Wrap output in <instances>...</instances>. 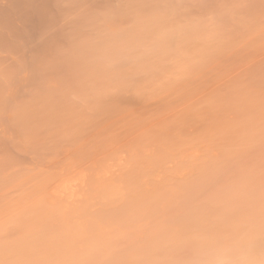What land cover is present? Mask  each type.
Returning <instances> with one entry per match:
<instances>
[{"label": "rangeland", "instance_id": "rangeland-1", "mask_svg": "<svg viewBox=\"0 0 264 264\" xmlns=\"http://www.w3.org/2000/svg\"><path fill=\"white\" fill-rule=\"evenodd\" d=\"M23 1H26L24 3L25 4L28 3V4L25 6L24 4L22 6L21 5L16 6L17 2H15L16 3L15 4L13 0L12 1L11 0H0V17L3 14H4L3 17L5 16L4 17L5 20L3 19V17L0 18V27H1L0 39L2 37V39L0 40V44H1L0 45V62H1L0 63V91L4 89L2 90L4 93V97H3L2 91L0 92L1 94L0 103L2 104V105L0 104V106H2L0 107L1 108L0 110V169H1L0 170V176H1L0 183L2 184V185L0 184V228L3 230V231L0 230L1 232L0 237L2 236L0 239L1 241L0 246L5 244L2 248L0 247V251H1L0 252V260H1L0 264H32V262L33 264H55L56 262H57L56 264H58V261L60 259L61 260L59 264H82L81 262H83V264H88V263L89 264H122V263L123 264H140V262L141 264L143 263L151 264V261H152V264H156V263L163 264V262L165 261L180 258V256H183L185 254L184 249L182 248L181 245L183 241L185 240L186 236L188 235L187 232L190 233L191 230H194L195 228L199 226L202 220L209 219L212 215H214L217 211H219L215 205L213 193L218 187V177H220L221 173L223 172L224 175L229 179H236L244 174H255V173H259L261 170H264V0H236V1L231 0L232 2L230 0H208L210 2H208L207 0H178L179 3L177 2V0L176 1L175 0H139V1L138 0H127V1L126 0H112V1L111 0H108V1L107 0H78V1L77 0H71V1L70 0H65V1L55 0V2L57 1L56 3L52 2L54 0H46L47 2H45V0H40V1L23 0ZM109 3H111L110 6H109ZM232 3H234V5ZM34 4H36L35 6L38 5L37 6V9H38L37 17H36L37 9L35 6H34L35 8H33ZM41 4L47 10L44 11V9H42L43 7H41ZM58 4H62V5H58ZM115 4H117L118 6ZM152 4L154 5V7ZM155 4L157 5V8L160 6L159 8L160 10H158L160 15L171 21L169 22V24L173 26L174 33L171 34L170 36L171 38L170 39L168 38L167 41L173 38V40H171L170 42L175 40V42H172V45L174 43L175 44L173 46H171V43H169L168 45V43L165 44L164 42H162L163 45H160V43L151 44L152 42L150 41L151 37H150V40H147V38L151 35H149L148 37L146 35L149 32L146 33L145 32L146 30L144 32L143 31L138 32L139 30L137 31L136 29L137 27H136L135 29H136V32H138V35L137 33H135L136 35L135 34H132V35L137 36V38L135 36L134 37L138 39V41L141 43V41L144 40L143 36L145 34L146 35L145 38L147 37L145 39L147 40V44L144 45L145 43L143 44V42H146V41H143L140 45V43H137L138 42L137 40L136 42L135 40H133L134 45H132L131 44L132 42L130 41H132L131 39L133 38H131L129 41L131 44V45L129 44L130 48L126 46L129 54L126 52L127 50L124 49L126 53H124V51L121 52V54L123 53L122 54L123 57L120 56L119 59L117 60L115 59V62L116 61L118 62L121 60V58L122 60L124 58L125 60L123 61L121 60V62L123 63L120 62V64H118L116 62L120 66H118L117 64H116L117 66L114 65L113 63L115 62L111 63L112 57L110 53L112 52V48H114V46L113 47L111 46L112 47L111 51L108 52L110 48L108 47V50H107L106 46L103 45V43L105 44L106 40L109 41L108 39L116 38V36L119 38L118 35H122L128 32L127 30H125L127 32H124V29L130 30L131 27H132L131 29H133L134 26H136V24L139 21H141L139 23L141 24L143 19L142 18H141L142 20L140 19L141 17L140 15L142 14V11L144 10V8L146 10L151 6L155 8L156 6ZM229 4L231 8L229 7L228 10H224L226 9V7H228ZM9 5H12V6L8 7ZM55 6H56V9H55ZM61 6L65 9H63ZM174 6L175 8H173ZM138 7L140 11L137 10ZM235 7L238 9H235ZM32 8L35 9V12H36L35 16H33L32 14H30L29 16L25 15L26 13L29 12L28 11L29 9H31L29 13H35L33 12L34 10H32ZM161 8L165 11H163ZM136 10L138 12H136ZM174 10L175 12H173ZM222 10H223V13L220 12ZM229 10H231L230 13H228ZM167 11L169 12L171 11L170 12L171 14ZM3 12H6V15ZM41 12L42 13L45 12V13L42 14ZM139 12H141V14ZM8 13H9V16L7 15ZM179 13H181V15ZM96 14H98V16ZM213 14H215L216 16ZM220 14H222L224 18ZM223 14H227V15H223ZM22 15H23V18H22ZM129 15L131 19L128 18ZM170 15L173 17H171ZM42 16L45 18H42ZM104 17H106V20L103 19ZM39 18L41 19L39 20ZM109 18L111 20L112 19L114 20L111 21ZM172 18L174 19V23H173ZM216 19L218 20L216 21ZM9 20L12 24L7 22ZM38 20L43 21L45 23V26L43 25L42 29L41 27H39L38 29L36 28L43 24V23L41 24L40 22L41 25L40 24L38 25V22H39ZM124 20H127V22L126 21L124 22ZM175 20L177 21L175 22ZM104 21H105V24H104ZM178 21H180V23ZM9 24L13 25V27L7 26ZM196 25H197V28H195ZM203 25H204V28L201 27ZM4 26L7 29L4 28ZM107 27H110V29ZM186 27L188 28L187 29L188 31L191 30L189 33L186 30ZM245 27H248V29ZM183 28L184 30H182ZM196 29L199 30V33L198 31H196ZM3 30L5 31V33H3ZM106 30H108L107 33H106ZM14 31L15 33H13ZM120 31L124 33H118ZM183 31H187V32L183 33ZM16 32L18 36L15 35ZM20 32H21V35L18 34ZM129 32L130 33L134 32V30H130ZM191 32L193 34L195 32L194 34L195 38L193 37V34ZM109 33H112L113 35ZM142 33H143V36H141ZM190 34L192 35V38ZM56 35L58 36L56 37ZM83 35H84V38H83ZM132 35L130 34L129 36L128 35L125 36V39L129 38ZM62 36L64 38H62ZM112 36H115V37H112ZM198 37L199 38L201 37L200 38L201 40ZM14 38L16 39L18 38V40ZM121 38L122 39L124 38L123 35L122 37L120 36V39ZM80 39L82 42L80 41ZM84 39L86 40L85 42L87 44L83 41ZM99 39L101 41H99ZM102 39H105V40L102 42ZM176 39L178 43L176 42ZM202 39L204 40V42L202 41ZM46 40L49 42H46ZM65 40L66 41L70 40V41L66 43ZM184 40L188 42L184 43ZM50 41L53 43V46L49 44V46H46L45 48L44 46L47 45L48 43H51ZM190 41H192V43ZM10 42L12 43L11 45L9 44ZM43 42H45L44 43L45 45L43 44ZM179 42H181V44L183 45H181ZM197 42L199 44H197ZM74 43H76L77 45ZM81 43L85 47L81 45ZM95 43L98 44L99 46L96 45ZM124 43L126 44V42ZM203 43L205 44L206 48L204 47ZM14 44L16 45L14 46ZM73 45H75V47ZM87 45H88V48H87ZM94 45H96L97 47L95 46L93 48ZM127 45H128V42H127ZM2 46L3 48H1ZM38 46L40 47L42 51H44V53H45V49L47 50L49 49V52H50V48H51L50 46H52L51 48L52 56L54 55L55 59L57 56V59H61V60L60 61L57 60L58 64H56L55 63L56 61L53 60L54 57L50 58L51 61L54 62L55 64L51 62V64L48 65V63H50V62H47L49 60L48 55H46L47 56L46 58H48V60L43 55L42 57L44 58L38 57L40 53L44 54L42 52L39 53V51L41 50L39 49ZM90 46L92 47L91 51L89 48ZM132 46L134 48L135 46H139V47L135 50ZM150 46H153V47H150ZM65 47L68 48L69 50L66 49ZM141 47H143V49H139ZM178 47L180 50L177 49ZM75 48L77 51L75 50ZM201 48L204 51H202ZM36 50L39 54L36 52ZM99 50H100L101 55L99 53ZM103 50L105 52H101ZM150 51H152L153 53ZM176 51L178 54L176 53ZM200 51H202L203 54H206V55H203ZM134 52L135 54H133ZM149 52L151 54H148ZM199 52L200 54H198ZM34 53L36 55H34ZM87 53H89L90 55ZM95 53H97V55ZM108 53L110 54L109 56L111 57V60H106L109 56L106 59H105V56L104 57L102 56L105 54L107 55ZM154 53L156 54L154 55ZM58 54L60 55V57ZM93 54L95 56H98L99 58L101 56L102 59H99L93 56ZM124 54L127 57H125ZM145 54L146 56H143ZM69 55H71L70 58H69ZM76 55L77 56L80 55L81 59L82 58L84 59L80 61L81 60L79 59L80 56L76 57ZM137 55L140 57L142 56L141 57L142 59L138 57ZM149 56L151 58H149ZM160 56L162 57L161 61L163 63V64L162 63L160 64L161 66L159 65V62H158V60L160 59ZM178 56H181V57H178ZM188 56L192 57L193 59L197 57L198 58L193 60L192 58H189ZM202 56L205 57L206 59L203 58ZM186 57L188 59H186ZM199 58L202 61H200ZM33 59H35V61ZM43 59H44V62L42 61ZM66 59L68 61H65ZM69 59H72V60L69 61ZM78 59L81 63H79ZM85 59L87 61L90 60V63L89 61L85 62L86 65H84V61H86ZM93 59L95 60L99 59V61L101 60V63L98 62L96 64L98 60L95 61ZM189 59H192V60L189 61ZM104 60H106L107 63L109 61L108 63L109 67L105 65L106 61ZM128 60L130 61L128 62ZM138 60H140V62ZM152 60L154 61L152 62ZM41 61L42 63L40 64ZM92 61H94L95 63L94 62L92 63ZM183 61L185 62L183 63ZM150 62H152L151 64L153 66H151ZM154 62H157L158 65ZM187 62L188 64L185 66ZM191 62L192 63L194 62V63L191 64ZM44 63L45 65H43ZM72 63L74 65H72ZM102 63L105 66H103ZM140 63H143L145 65L147 64L146 65L147 68L145 66L143 67H145L146 69L142 68ZM122 64H123V67L121 66ZM41 65L45 67L43 68ZM182 65L183 67L185 66L187 70L181 67ZM39 66L42 67V71L40 69L41 67L39 68ZM96 66L99 67V69L95 68ZM100 66L102 68H100ZM124 66L126 67L124 68ZM154 66L155 67L158 66L159 68L156 67L153 70L151 67H154ZM187 66L190 69H188ZM47 67L48 68L51 67V68L47 69ZM58 67L60 70L58 69ZM81 67H83V69L80 71ZM88 67H91V69L93 68V70L91 69L90 71L88 70V72L90 73L92 72L91 74H93L92 75L93 78H91L89 73L84 74L87 72ZM103 67L104 68L107 67V69L106 68L104 69ZM134 67L138 69L136 70ZM37 68L39 69L37 70V73L38 71L41 72V74L39 73V76H37V73H35ZM150 68H151V71L147 70ZM45 69L48 72H46ZM101 69H103V71ZM122 69H124L122 71L123 74L120 73ZM129 69L130 71L131 70L133 71L134 69V72H136L135 74L136 76L134 75L132 79L130 78L132 77L134 72L133 74H132V71L130 73ZM14 70L16 71L18 70L17 71L18 73ZM97 70L100 71L101 73L104 72L106 76L108 75L107 77L110 76L109 77L110 80L106 78L105 75H103L104 73H102L101 75L100 72L99 74L101 76L98 75V78H97L96 74L98 72L95 73ZM152 70L155 71V73L152 72ZM188 70L189 72H187ZM93 72L95 73L96 76H94ZM128 72L129 74H132V75H129L130 81L133 80L131 81L132 84L133 82H135L134 80L136 81L138 79L140 80L142 77L143 79H141V81L138 80L137 82H135V85L132 86L131 84H129L131 82L128 80V76H127L128 74H126ZM56 73L57 75L58 74L60 75L58 76L60 77V79H62V81L67 82V83L60 81L58 79V76L55 75ZM137 73L139 74V76ZM124 74L126 76L125 79L128 80V83H127V80L124 79L125 76H122ZM82 75L83 76L88 75V76H85V79L87 77L86 80L88 82L85 81ZM115 75H118V77H116ZM76 76H79V77H76ZM119 76H121L120 79H119ZM81 77L83 78V80ZM88 77L90 78L88 79ZM115 77L116 79L112 80ZM37 78L43 83L38 81ZM47 79L49 81H47ZM35 80H37L36 83H35ZM89 80H91V82H89ZM115 80L116 82H119L118 85L116 82H114ZM98 81L100 84L102 82L101 86H99ZM109 81L110 83L107 85ZM103 82H105L106 85ZM61 83L63 85L68 84V83L69 84L63 86ZM91 83H93V85ZM40 84L44 88L40 86ZM44 84L46 86H44ZM83 84L84 85L87 84L88 86L86 85L84 87ZM47 85L50 88L47 87ZM58 85L59 87L60 85H62V87H60L62 90L57 88ZM90 85H92V87L95 86V88L99 86L100 88L98 87L97 89L95 88L93 89L96 90L97 92L101 90L102 91L98 92L99 94L98 93L96 94V91L93 92L92 87ZM115 85L117 86L115 87ZM54 86L56 87L54 88ZM103 86L105 88L104 90L102 89ZM119 86H122V87L119 88ZM123 87H126L125 88L126 90H124ZM67 88L68 90L66 91ZM41 89L42 90L45 89V90L42 91ZM116 89H117V92L115 91ZM46 90L48 91L46 92ZM88 90H92V92ZM30 91L32 94L31 93L29 94ZM86 92H89L88 95ZM113 92L114 94L117 93L116 99L114 98L115 96L112 95ZM18 93L20 94L21 97H19ZM76 93H78V95ZM83 93L84 95L86 94L88 97L86 98V95L84 96ZM108 93H112L111 94L112 96L110 95L111 97H109ZM79 94L80 96H82V98L79 97ZM37 95L38 97H36ZM1 97H3V99ZM52 97L54 98L55 101L53 100ZM91 97H93V100ZM108 97L111 98L112 100L111 99L109 100ZM43 98H45V100ZM51 98H52V102H51ZM100 98H102V100ZM105 98H108L107 101L103 100ZM113 98L115 99V102ZM127 98L129 99L127 100ZM117 99L119 101L121 100L120 102H122V104H120ZM47 101H49V104ZM73 101H75L76 104ZM78 101H79V105H78ZM100 101H104L103 104H105L106 102L107 103L105 104L106 106L104 105L101 106L100 104L102 103ZM110 101H113V103ZM50 102L52 103V105L50 104ZM69 102L74 103V104H71L73 106V109L71 105H66ZM125 102L127 105H125ZM35 103L37 105H35ZM116 103H119V105ZM113 104L115 108L113 107ZM49 105L51 106L49 107ZM76 105L79 106L78 108L80 109H78ZM99 105H100V109H99ZM107 105L109 106V108L107 107ZM121 105L123 106L121 107ZM81 106L83 109L81 108ZM38 107L40 108L38 109ZM104 107H105V111L103 110ZM19 108H20L19 112L21 115L23 113V111L21 110L22 109L26 110V108H28V111L26 110L24 114L25 113L28 114L27 115L28 118L27 116L26 118L29 120V124L31 122L33 124L29 125L28 120H26V122L21 120L23 121V123L21 122L20 124L21 127L18 128L19 127L18 122L20 121L18 117L20 116V114L18 113ZM43 108L44 110L48 109V111H50L51 108L52 109L54 108L55 110H52V111L53 112L55 111L57 113L54 112L55 113L54 114L51 111L49 113L48 111L42 110ZM70 109L72 110L75 109L76 111L75 110L70 111ZM37 110H39V113L41 110L44 111V113L41 111V113H43L42 116H41V113L39 114ZM56 110H58L59 112ZM63 110L64 112L67 111L68 113L67 112L66 113L68 115L66 113H63L61 115ZM82 110L86 111V114H84L85 116L82 115L83 112H85ZM51 113L54 115H52ZM71 113H73L74 115ZM31 114L33 116H31ZM35 115L39 119L35 117ZM54 116L55 117L58 116L56 118H58L61 121V123L63 122L62 124L63 126L61 125L60 121L56 119ZM41 118L42 120H40ZM45 118L46 119L48 118L49 120H46ZM67 118L72 120L74 124L71 121H68ZM17 119L19 121H17ZM54 119H56V121L58 122H56ZM83 119H84V122H83ZM86 119H90V121L88 122L87 120L86 122ZM91 119H93L94 125H92L93 122H91L92 121ZM77 120L79 121V123L82 121L80 123L81 126L82 124H84L81 127L82 128L81 130L78 129ZM36 122H37V126H36ZM85 122L87 123L88 126L92 128L89 129V127L86 126ZM24 123H27L26 125H28L29 127L25 125L26 126L25 128ZM46 123L47 124L49 123V125H47ZM54 123L56 124L52 126V124ZM65 123H69L68 124L69 126L66 124L68 128L73 127V125H76V129L78 130V133L80 136L77 134V130H74L75 126L71 128L73 130L71 129L67 130V128H64ZM41 124L42 125L44 124V126L47 125L48 128L47 126L44 128V126H42ZM41 127H43L42 128L43 130L41 129ZM60 127L62 129V132L60 131L61 129H59ZM236 127L238 130L236 129ZM28 128H30L31 130ZM46 128H47V131H46ZM228 128H229V131H228ZM23 129L27 130V133L28 132L29 133L28 134L25 133ZM48 129L52 131L49 132ZM35 130L37 132H35ZM69 130L73 133H71ZM44 131H46L48 134H46ZM57 131L58 133L60 131V134H57ZM38 132L43 133V134L40 133L42 136H40ZM63 132H66V133H63ZM83 132L86 135L82 134ZM30 133H33V134L31 135ZM54 133L57 135V137L56 135H54ZM254 133L256 134L254 135ZM59 135H60V138H59ZM37 136H39L40 139ZM54 136L57 138V140ZM71 136L72 137L74 136L73 139L74 138L75 139L73 140ZM77 136L80 137L81 139L78 138ZM82 136L84 138H82ZM47 137L49 138L47 139ZM62 137L66 138V140H64V138ZM41 139H43V141ZM59 139L61 140L63 139V140L59 141ZM71 139L73 141H71ZM25 140L26 142L27 141L28 142L26 143ZM31 141H33V143ZM42 142L44 145L45 144L47 145L43 146ZM57 142H59L60 144ZM49 144L52 147L48 146ZM40 145L43 146L42 149H40L42 147ZM9 162H11L12 164L11 163L9 164ZM1 164L4 166H2ZM5 165L6 166L8 165L9 168H6ZM167 188L169 191L167 190ZM163 189L164 191L166 190L165 194L163 192ZM167 192L169 194H167ZM141 193L143 194V196ZM135 195L138 198H135L136 197ZM154 196H156L157 198L156 197L154 198ZM120 197H122V200ZM175 197L177 200H175ZM155 199L157 200L154 201ZM117 200H120V201H117ZM136 201H139V202H136ZM155 202H157L158 205ZM110 203L112 204L115 203L117 207H115V204L111 205ZM173 203L176 205L175 206L172 205ZM184 203L186 204L185 206H184ZM40 206L41 208H39ZM111 206H113V208H110ZM42 208L43 210H46V212H43ZM132 208L133 209L135 208L134 211ZM144 210H146L145 213H144ZM164 210H168V211H164ZM196 210H198L199 212ZM95 211L97 212V214ZM166 212H170V213H166ZM40 213L41 215L43 213L42 217H40L41 216ZM109 213H110V216H109ZM119 213H120V216H119ZM134 213H136L137 215ZM142 213L144 214L142 215ZM184 213L186 214L185 217L183 216ZM36 214H38L39 216ZM106 214H108V216ZM164 214L166 215V219H165ZM173 214L176 216H173ZM179 214H181L180 215L181 218L177 217L179 216ZM47 215H48V218L46 217ZM49 215H52L53 217H50ZM86 215L87 217H85ZM144 216L147 219H145ZM37 217H38V220L36 219ZM110 217L116 220L114 221ZM129 217L133 219L131 220ZM168 217H169V221H168ZM171 217L173 218L171 219ZM175 217L179 218L180 220L176 219ZM17 218L19 222L17 221ZM44 218L46 219V221ZM39 219H41L45 223H43ZM104 219H107V220H104ZM23 220H26L27 222L26 221L23 222ZM95 220H98V221H95ZM21 221L23 225L21 224ZM178 221L179 222L181 221V222L179 223ZM59 222L61 224H59ZM104 222L105 224H103ZM127 222L128 224L131 222V226L130 224L126 225L125 223ZM6 223H7V226L5 225ZM48 223L49 224L51 223V224L48 225ZM132 223H134V225ZM163 223L165 226L163 225ZM122 224H125V225H122ZM161 224H162V227H161ZM12 225H15V228ZM167 225L170 228L169 227L167 228ZM177 225L179 227H177ZM8 226L9 228H6ZM85 226L86 227L88 226V227L86 228ZM164 227L167 229L165 230ZM49 228H52V229H49ZM93 228L95 230H93ZM4 229H7V230H4ZM107 229L109 230V232L106 233V231H108ZM160 229L161 230L163 229V230L161 231ZM97 231L99 235L98 233H96ZM102 231H105V232H102ZM17 232L19 235L17 234ZM137 233L138 234L140 233V234L138 235ZM101 234L103 237L101 236ZM113 234H115V236ZM5 236L7 237V240H5L6 239ZM18 236H21V238H19ZM109 236H111L112 238ZM138 236L139 238L138 240H136L135 238H137ZM3 237L5 239H3ZM144 237H145V240H143ZM174 237L176 239H174ZM10 238L12 239L10 240ZM18 238L20 239L19 242H17L19 240ZM148 238H150L149 241L152 240L150 241V243L148 242ZM23 239L24 240L26 239V241H24ZM106 240H108V242H106ZM174 240L176 242H174ZM136 241L140 242V243L138 242L139 245L137 244ZM141 241H144V242H141ZM6 242H8V244ZM88 242L90 245L88 244ZM94 242L99 243L98 244L99 250L97 249L98 247L97 243H96L97 245L96 246ZM114 242H115V245H114ZM13 243L16 245V247H13L14 246ZM18 243L19 244L21 243L20 245H22V246L19 245L20 248L18 246ZM6 244H7V247L9 245H10L9 247L12 246L11 250L9 249V247L6 248ZM85 244L86 245L88 244L86 246L87 249L85 247ZM131 245H134V247L136 246L138 248L134 249V247L133 246L131 247ZM143 245L145 246L148 245V247L146 246L147 250L145 249L146 247ZM172 245H173V249H172ZM139 246H142L143 248ZM91 247H93V249H91ZM105 247H106V250H105ZM114 247L116 248V250ZM177 247L179 248L177 249ZM74 248L75 249L77 248L76 250L78 251H76ZM6 249H8L9 251L7 250L8 251L7 252ZM12 249L14 250V252ZM62 249L63 250L65 249V250L63 251ZM70 249L72 250L74 249V250L72 251ZM79 249L83 250V252L81 250L79 251ZM90 249H91V252L89 251ZM137 249H139L138 252H136ZM142 249H144L145 251L144 250H143L144 252L140 251ZM175 249L177 250V252ZM179 249L181 251H179ZM130 250L131 251L135 250V252L133 251L132 252L133 254H132L131 252H129ZM160 250L162 253L160 252ZM69 251L71 253L76 252L77 254L76 253L71 254ZM94 251L96 253H94ZM116 251L118 252L117 254H116ZM155 251L158 253L155 254ZM111 252H114V253L111 254ZM121 252L123 253V255ZM139 252L140 254H138ZM79 253L80 255L81 254L83 255H81L80 257ZM86 253H88L89 256H87L88 254ZM73 254L76 256L78 255L79 256L75 257ZM136 254L137 256H135ZM153 254H155L154 255L155 257L153 256ZM169 254H172V256L176 254V257L175 255L172 257ZM114 255H117V256L114 257ZM149 255H151V257H149ZM160 255L161 256L165 255L166 259L164 258L165 256L161 257ZM26 256L28 260L26 259ZM132 256H133V259H132ZM168 256H170L171 259ZM70 257L72 258L69 259ZM146 257H149L150 260L147 259ZM72 259L76 261H73ZM134 259H137V261H135ZM152 259L154 260L156 259V260L153 261ZM160 259H162L163 262ZM62 260H63V263H62ZM66 260L68 263L65 262ZM70 260L73 262H71ZM99 260L103 262L101 263L99 262Z\"/></svg>", "mask_w": 264, "mask_h": 264}, {"label": "clouds", "instance_id": "clouds-1", "mask_svg": "<svg viewBox=\"0 0 264 264\" xmlns=\"http://www.w3.org/2000/svg\"><path fill=\"white\" fill-rule=\"evenodd\" d=\"M149 31L153 43H162L174 28L161 16ZM120 56L114 49L112 62ZM213 196L219 211L186 236L183 256L163 264H264V170L236 179L222 172Z\"/></svg>", "mask_w": 264, "mask_h": 264}, {"label": "bare ground", "instance_id": "bare-ground-1", "mask_svg": "<svg viewBox=\"0 0 264 264\" xmlns=\"http://www.w3.org/2000/svg\"><path fill=\"white\" fill-rule=\"evenodd\" d=\"M11 1H12V0H11ZM13 1H14V3L17 2V4L15 3L16 6H18V5H19V6H20V5L22 6L23 4H24V6H25V5L28 4V3L25 4L24 2H26V1H23V0H13ZM37 1H40V0H37ZM58 1H59V0H58ZM64 1H65V0H64ZM70 1H71V0H70ZM77 1H78V0H77ZM107 1H108V0H107ZM111 1H112V0H111ZM111 1H110V2H111ZM126 1H127V0H126ZM138 1H139V0H138ZM175 1H176V0H175ZM207 1H208V0H207ZM230 1H231V0H230ZM235 1H236V0H235ZM33 2H34V1H33ZM33 2H32V3H33ZM45 2H47V1L45 0ZM49 2H50V1H49ZM52 2H55V0L52 1ZM56 2H57V1H56ZM56 2H55V3H56ZM130 2H131V1H130ZM132 2H133V1H132ZM155 2H156V1H155ZM163 2H164V1H163ZM163 2H162V3H163ZM177 2H178V0H177ZM208 2H210V1H208ZM231 2H232V1H231ZM231 2H230V3H231ZM9 3H10V2H9ZM11 3H12V2H11ZM18 3H19V4H18ZM36 3H37V2H36ZM55 3H54V4H55ZM58 3H59V2H58ZM60 3H61V1H60ZM74 3H75V2H74ZM77 3H78V2H77ZM86 3H87V2H86ZM86 3H85V4H86ZM111 3H112V2H111ZM111 3H109V6H110ZM147 3H148V1H147ZM166 3H167V2H166ZM172 3H173V2H172ZM178 3H179V2H178ZM178 3H176V4H178ZM180 3H181V2H180ZM225 3H226V2H225ZM54 4H53V5H54ZM91 4H92V3H91ZM106 4H107V3H106ZM139 4H140V3H139ZM163 4H164V3H163ZM223 4H224V3H223ZM232 4L234 5V3H232ZM236 4H237V3H236ZM31 5H32V4H31ZM35 5H36V4L33 5V8L36 7V9H37V6H38V5H37V6H35ZM46 5H47V4H46ZM49 5H50V4H49ZM58 5H62V4H58ZM58 5H57V6H58ZM113 5H114V4H113ZM115 5H117V4H115ZM129 5H130V4H129ZM142 5H143V4H142ZM149 5H150V4H149ZM152 5H153V4H152ZM155 5H156V4H155ZM172 5H174V4H172ZM172 5H171V6H172ZM224 5H225V4H224ZM11 6H12V5H9L8 7H11ZM24 6H23V7H24ZM29 6H30V5H29ZM34 6H35V7H34ZM73 6H74V5H73ZM73 6H72V7H73ZM77 6H78V4H77ZM92 6H93V5H92ZM94 6H95V4H94ZM102 6H103V5H102ZM105 6H106V5H105ZM117 6H118V5H117ZM136 6H137V5H136ZM146 6H148V5H146ZM146 6H144V7H146ZM158 6H159V4H158ZM165 6H166V5H165ZM169 6H170V5H169ZM225 6H226V5H225ZM14 7H15V6H14ZM26 7H27V6H26ZM31 7H32V6H31ZM41 7H43L42 4H41ZM61 7H62V6H61ZM85 7H86V6H85ZM113 7H114V6H113ZM140 7H142V6H140ZM153 7H154V5H153ZM153 7L151 6V7H149L147 10H146L145 8H144V10L142 9V10H143V11H142V14H141V12H139V13L141 14V15H140V16H141L140 19L142 18L143 20L141 19V20H142V23H141V24H139L141 21H139L137 24L134 22V23L136 24V26H134L133 29H131L132 27L130 28V30H134V32H131V33H130V32H129V31H130L129 29H124V28H123V29H124V32H127V31H128L127 33H124V32H121V31L118 32V33H124V34H126V35L122 34L123 37H124L123 39H122V38L120 39V36L122 37V35H118L119 38L116 36V38H110V39H108L109 41L106 40L107 45H106V43H105V44L103 43V45L106 46L107 50H108V47L110 48V50H108V52L111 51V48L114 46V48H112V52H113V50L116 48V49H120L121 52L124 51V53H126V52L128 53L127 47H129L130 42H132L131 44L134 45V44H133V40H135V42H136V40L138 41V39H136L137 36H135V35H136L135 33H137V35H138V32H140V31H143V32H144L145 30H146V31H145L146 33H148V32L150 33V31H148V30H149V26H150L151 22H153V21H155L156 19H158V18L161 17V15H160V13H159V11H158V10H160V9H159L160 6H159L158 8H157V5L155 6V8H153ZM163 7H164V6H163ZM229 7H230V4H229L228 7H226V9H224V10H228ZM29 8H30V7H29ZM33 8H32V10H34L33 12H35V9H33ZM48 8H49V7H48ZM62 8H63V7H62ZM73 8H74V7H73ZM77 8H78V7H77ZM99 8H101V7H99ZM119 8H120V7H119ZM131 8H132V7H131ZM173 8H175V6H174ZM230 8H231V7H230ZM42 9H44V11L47 10L45 7H43ZM55 9H56V6H55ZM58 9H59V8H58ZM63 9H65V8H63ZM68 9H69V8H68ZM92 9H93V8H92ZM136 9H137V8H136ZM161 9H162V8H161ZM233 9H234V8H233ZM233 9H232V10H233ZM235 9H238V8L235 7ZM2 10H4V9H2ZM11 10H13V9H11ZM19 10H20V9H19ZM30 10H31V9H29L28 11L30 12ZM39 10H41V9H39ZM51 10H52V9H51ZM59 10H60V9H59ZM116 10H118V9H116ZM137 10L140 11V10H139V7H138ZM137 10H136V12H138ZM162 10H163V9H162ZM170 10H172V9H170ZM217 10H218V9H217ZM217 10H216V11H217ZM9 11H10V10H9ZM20 11H21V10H20ZM42 11H43V10H42ZM72 11H73V10H72ZM72 11H71V12H72ZM94 11H95V10H94ZM113 11H114V10H113ZM163 11H165V10H163ZM7 12H8V11H7ZM29 12L26 13V14H25V12H24V14L27 15V16H29L30 14H32L33 16H35V14H36V12H37L36 17L38 16V9L36 10L35 13H29ZM39 12H40V11H39ZM74 12H75V11H74ZM123 12H124V11H123ZM167 12H169V11H167ZM170 12H171V11H170ZM170 12H169V13H170ZM173 12H175V10H174ZM220 12L223 13V10L220 11ZM220 12H219V13H220ZM230 12H231V10L228 11V13H230ZM3 13H5V15H6V12H3ZM13 13H14V12H13ZM18 13H19V12H18ZM41 13H42V12H41ZM44 13H45V12H44ZM44 13H42V14H44ZM111 13H112V12H111ZM118 13H119V12H118ZM210 13H211V12H210ZM226 13H227V12H226ZM11 14H12V13H11ZM89 14H90V13H89ZM89 14H88V15H89ZM170 14H171V13H170ZM179 14L181 15V13H179ZM3 15H4V14H3ZM3 15H2L1 17H3ZM7 15L9 16V13H8ZM19 15H20V14H19ZM47 15H48V14H47ZM47 15H46V16H47ZM96 15L98 16V14H96ZM114 15H116V14H114ZM130 15H131V13H130ZM130 15H129L128 18H130ZM213 15H215V14H213ZM217 15H218V14H217ZM220 15L222 16V14H220ZM220 15H219V16H220ZM223 15H227V14H223ZM27 16H25V17H27ZM79 16H80V15H79ZM79 16H78V17H79ZM86 16H87V15H86ZM103 16H104V15H103ZM111 16H112V14H111ZM117 16H118V15H117ZM119 16H120V15H119ZM122 16H123V14H122ZM170 16H171V15H170ZM215 16H216V15H215ZM229 16H230V15H229ZM1 17H0V18H1ZM4 17H5V16H4ZM4 17H3V19H4ZM13 17H14V16H13ZM87 17H88V16H87ZM109 17H110V16H109ZM124 17H125V16H124ZM171 17H173V16H171ZM222 17L224 18V16H222ZM222 17H220V18H222ZM225 17H226V16H225ZM22 18H23V15H22ZM42 18H45V17L42 16ZM101 18H102V17H101ZM113 18H115V17H113ZM215 18H216V17H215ZM228 18H229V17H228ZM7 19H8V18H7ZM37 19H38V18H37ZM40 19H41V18H39V20H40ZM53 19H54V18H53ZM103 19L106 20V17H104ZM109 19H110V18H109ZM119 19H120V18H119ZM126 19H127V18H126ZM130 19H131V18H130ZM169 19H170V18H169ZM172 19H173V18H172ZM225 19H226V18H225ZM4 20H5V19H4ZM22 20H24V19H22ZM27 20H28V19H27ZM27 20H26V21H27ZM39 20H38V21H39ZM42 20H43V19H42ZM110 20H111V19H110ZM112 20H114V19H112ZM112 20H111V21H112ZM133 20H134V19H133ZM135 20H137V19H135ZM166 20H168V19H166ZM217 20H218V19H216V21H217ZM11 21H12V20H11ZM13 21H14V20H13ZM32 21H33V20H32ZM34 21H35V20H34ZM43 21H44V20H43ZM43 21H39V22H38V25L40 24V22H41V24H42V23H43V24H42V25L40 24L41 26H38V25H37V26H38V27H36L37 29H38L39 27H41V29H42V28H43L42 26H43V25L45 26V23H44ZM77 21H79V20H77ZM84 21H85V19H84ZM86 21H87V20H86ZM107 21H109V20H107ZM125 21L127 22V20H124V22H125ZM176 21H177V20H175V22H176ZM190 21H191V20H190ZM226 21H227V20H226ZM7 22H8V23H11L10 20L7 21ZM75 22H76V21H75ZM124 22H123V24H124ZM169 22H171V21L168 20V23H169ZM178 22L180 23V21H178ZM213 22H214V20H213ZM222 22H223V21H222ZM1 23H2V22H1ZM3 23H5V22H3ZM36 23H37V22H36ZM53 23H54V22H53ZM83 23H84V22H83ZM90 23H91V22H90ZM106 23H108V22H106ZM128 23H129V22H128ZM173 23H174V19H173ZM220 23H221V22H220ZM11 24H12V23H11ZM11 24H9V25H7V26H12V27H13V25H11ZM49 24H50V22H49ZM99 24H100V22H99ZM104 24H105V21H104ZM130 24H131V23H130ZM138 24H139V25H138ZM171 24H172V23H171ZM195 24H196V23H195ZM202 24H203V23H202ZM52 25H53V24H52ZM52 25H51V26H52ZM102 25H103V24H102ZM175 25H176V24H175ZM200 25H201V24H200ZM1 26H2V24H1ZM34 26H35V25H34ZM78 26H79V25H78ZM89 26H90V25H89ZM106 26H107V25H106ZM122 26H123V25H122ZM125 26H126V25H125ZM193 26H194V25H193ZM193 26H192V27H193ZM198 26H199V24H198ZM48 27H50V26H48ZM87 27H88V26H87ZM104 27H105V26H104ZM126 27H127V26H126ZM136 27H137V28H136ZM184 27H185V26H184ZM201 27L204 28V25L201 26ZM4 28H6V27L4 26ZM28 28H30V27H28ZM44 28H45V27H44ZM91 28H92V27H91ZM107 28L110 29V27H107ZM112 28H113V27H112ZM135 28L137 29V31H138V30H139V31L136 32V29H135ZM143 28H144V29H143ZM195 28H197V25H196ZM245 28L248 29V27H245ZM6 29H7V28H6ZM34 29H35V27H34ZM114 29H115V27H114ZM187 29H188V28L186 27V30H187ZM0 30H1V27H0ZM12 30H13V29H12ZM12 30H11V31H12ZM16 30H17V29H16ZM26 30H27V29H26ZM29 30H30V29H29ZM75 30H76V29H75ZM90 30H91V29H90ZM93 30H94V29H93ZM125 30H127V31H125ZM182 30H184V28H183ZM8 31H9V30H8ZM43 31H44V29H43ZM117 31H118V30H117ZM187 31H188V30H187ZM187 31H183V33H184V32H187ZM190 31H191V30H190ZM190 31H188V33H189ZM193 31H194V29H193ZM196 31H198V33H199V30H198V29H196ZM204 31H205V30H204ZM21 32H22V31H21ZM21 32L18 33V34L21 35ZM40 32H41V30H40ZM60 32H61V31H60ZM64 32H65V31H64ZM69 32H70V31H69ZM77 32H78V31H77ZM100 32H101V31H100ZM107 32H108V30H106V33H107ZM114 32H115V31H114ZM201 32H203V31H201ZM3 33H5L4 30H3ZM3 33H2V35H3ZM6 33H7V32H6ZM13 33H15V31H14ZM56 33H57V32H56ZM149 33L146 34L147 37H148L149 35H151V34H149ZM173 33H174V32H173ZM191 33H192V32H191ZM204 33H206V32H204ZM66 34H67V33H66ZM84 34H85V33H84ZM109 34L113 35L112 33H109ZM116 34H117V33H116ZM130 34H131V35H132V34H135L134 36H135L136 38L132 35L133 37L130 36L129 38L125 39V36H127V35L129 36ZM176 34H177V33H176ZM192 34H193V33H192ZM194 34H195V32H194ZM194 34H193V37H194ZM212 34H214V33H212ZM2 35H1V36H2ZM4 35H5V34H4ZM15 35H17V32H16ZM15 35H14V36H15ZM32 35H33V34H32ZM61 35H62V34H61ZM105 35H106V34H105ZM139 35H140V33H139ZM146 35L144 34V36H143V33H142V35H141V36H143V38H144L143 41H146V42H143V41L140 40L141 43H142V42H143V44L145 43L144 45L147 44V40H150V37H151V36H149V37H148L149 39L146 37L147 40H145V39H146V38H145ZM180 35H181V33H180ZM17 36H18V35H17ZM22 36H23V35H22ZM26 36H27V35H26ZM30 36H31V34H30ZM50 36H51V35H50ZM57 36H58V35H56V37H57ZM64 36H65V35H64ZM85 36H86V35H85ZM101 36H102V35H101ZM109 36H110V35H109ZM183 36H184V34H183ZM190 36H191V38H192V35H191V34H190ZM216 36H217V35H216ZM19 37H20V36H19ZM54 37H55V36H54ZM91 37H92V35H91ZM107 37H108V36H107ZM112 37H115V36H112ZM211 37H213V36H211ZM25 38H26V37H25ZM30 38H31V37H30ZM48 38H49V37H48ZM58 38H59V37H58ZM60 38H61V37H60ZM62 38H64V37L62 36ZM68 38H69V37H68ZM68 38H67V39H68ZM83 38H84V35H83ZM94 38H95V37H94ZM108 38H109V37H108ZM131 38H133V39H131ZM170 38H171V37H169V39H170ZM174 38H176V37H174ZM178 38H179V37H178ZM186 38H188V37H186ZM194 38H195V37H194ZM198 38H199V37H198ZM200 38H201V37H200ZM200 38H199V39H200ZM204 38H205V36H204ZM1 39H2V37H1ZM1 39H0V40H1ZM7 39H8V38H7ZM14 39H16V38H14ZM26 39H27V38H26ZM75 39H76V38H75ZM81 39H82V38H81ZM81 39H80V41H81ZM105 39H107V38H105ZM105 39H102V42H103ZM128 39H129V40H128ZM130 39H131L132 41H130ZM184 39H185V38H184ZM3 40H4V39H3ZM16 40H18V38H17ZM51 40H52V38H51ZM55 40H56V39H55ZM55 40H54V41H55ZM89 40H90V39H89ZM96 40H97V39H96ZM110 40H111V41H110ZM124 40H126V41H124ZM171 40H173V38H172ZM171 40H168V41H169V42H168L167 39H166V40L164 41V43H165V44L168 43V45H169V43H171V46H173L175 43L172 45V42H175V40L172 41V42H170ZM179 40H180V39H179ZM182 40H183V39H182ZM188 40H190V39H188ZM200 40H201V39H200ZM200 40H199V41H200ZM205 40H206V39H205ZM19 41H20V40H19ZM21 41H22V40H21ZM24 41H25V40H24ZM59 41H61V40H59ZM63 41H64V40H63ZM65 41H66V40H65ZM69 41H70V40H69ZM69 41H66V43L69 42ZM72 41H73V40H72ZM76 41H77V40H76ZM83 41L85 42L86 40L84 39ZM92 41H93V40H92ZM99 41H101V40L99 39ZM129 41H130V42H129ZM150 41H151V40H150ZM150 41H148V42H150ZM202 41L204 42L203 39H202ZM213 41H214V40H213ZM11 42H12V41H11ZM11 42L9 43L10 45L13 43V42H12V43H11ZM22 42H23V41H22ZM26 42H27V40H26ZM46 42H49V41L46 40ZM50 42H51V41H50ZM81 42H82V41H81ZM102 42H100V43H102ZM124 42H126V44H125ZM127 42H128V45H127ZM135 42H134V43H135ZM176 42H177V39H176ZM181 42H182V41H181ZM181 42H179V43L181 44ZM185 42H188V41H185V40H184V43H185ZM190 42L192 43V41H190ZM190 42H189V44H190ZM194 42H195V41H194ZM206 42H207V41H206ZM24 43H25V42H24ZM44 43H45V42H43V44H44ZM59 43H61V42H59ZM77 43H78V42H77ZM85 43H86V42H85ZM97 43H98V42H97ZM108 43H110L111 45L108 44ZM137 43H140V42L138 41ZM141 43H140V45H141ZM177 43H178V42H177ZM26 44H27V43H26ZM40 44H41V43H40ZM49 44H51V45L53 46V43L51 42V43H48L47 45L44 44V45H45L44 47L46 48V46H49ZM61 44H63V43H61ZM74 44H76V43H74ZM86 44H87V43H86ZM95 44H96V43H95ZM98 44H99V43H98ZM98 44H96V45H98ZM131 44H130V45H131ZM143 44H142V45H143ZM151 44H154V43L151 42ZM157 44H158V43H157ZM195 44H196V43H195ZM197 44H199V43L197 42ZM0 45H1V44H0ZM15 45H16V44H14V46H15ZM37 45H38V44H37ZM55 45H56V44H55ZM76 45H77V44H76ZM81 45H83V44L81 43ZM81 45H80V46H81ZM89 45H90V43H89ZM96 45H94L93 48H94ZM135 45H136V44H135ZM137 45H138V44H137ZM148 45H149V44H148ZM148 45H147V46H148ZM160 45H163V44L160 43ZM181 45H183V44H181ZM185 45H186V44H185ZM191 45H193V44H191ZM203 45H204V47H205V44H204V43H203ZM218 45H219V44H218ZM17 46H19V45H17ZM52 46H50V47L52 48ZM68 46H69V45H68ZM73 46L75 47V45H73ZM83 46H84V45H83ZM98 46H99V45H98ZM111 46H112V47H111ZM126 46H127V47H126ZM199 46H200V45H199ZM33 47H34V46H33ZM38 47H39V46H38ZM71 47H72V46H71ZM74 47H73V48H74ZM84 47H85V46H84ZM96 47H97V46H96ZM101 47H102V45H101ZM124 47H125V48H124ZM132 47H133V46H132ZM132 47H131V48H132ZM138 47H139V46H135V48H134V47H133V48L136 50ZM145 47H146V46H145ZM150 47H153V46H150ZM155 47H156V46H155ZM155 47H154V48H155ZM158 47H159V45H158ZM161 47H162V46H161ZM189 47H190V46H189ZM193 47H194V46H193ZM202 47H203V46H202ZM1 48H3V46H2ZM8 48H9V47H8ZM15 48H16V47H15ZM20 48H21V46H20ZM23 48H24V47H23ZM41 48H43V47H41ZM47 48H48V47H47ZM51 48H50V52H49V49H48V50L45 49V53H44V51H42V50L40 49V47H39V49L41 50V51H39V50L37 49V50L39 51V53H40V52L44 53V54H41V53H40L39 56H38L39 53H38L37 50H36V52L38 53L37 56L40 57V58H44V57H42V55L45 56V58L47 57L46 55H48L49 60H48V58H46V59L48 60V61H47V60H46V61H47V62H50V63H48V65H50L51 62H52L50 58H53V57H54V55L52 56V53H51L52 50H51ZM65 48H66V47H65ZM87 48H88V45H87ZM87 48H85V49H87ZM89 48H90V51H91V48H92V47L90 46ZM103 48H104V46H103ZM103 48H102V49H103ZM129 48H130V47H129ZM163 48H164V47H163ZM170 48H171V47H170ZM174 48H175V46H174ZM205 48H206V47H205ZM33 49H34V48H33ZM66 49H68V48H66ZM95 49H96V48H95ZM95 49H94V50H95ZM99 49H100V48H99ZM124 49H126L127 51L125 52ZM139 49H143V47H141V48H139ZM144 49H145V48H144ZM156 49H157V48H156ZM177 49H179V47H178ZM185 49H186V48H185ZM15 50H16V49H15ZM18 50H19V49H18ZM34 50H35V49H34ZM46 50H47L48 52H47ZM68 50H69V49H68ZM75 50H76V48H75ZM94 50H93V52H94ZM104 50H105V49H104ZM104 50L101 51V52H105ZM107 50H106V52H107ZM179 50H180V49H179ZM182 50H184V49H182ZM201 50H202V48H201ZM32 51H33V50H32ZM62 51H63V50H62ZM71 51H72V50H71ZM76 51H77V50H76ZM138 51H139V50H138ZM144 51H145V50H144ZM148 51H149V50H148ZM161 51H162V50H161ZM202 51H204V50H202ZM202 51H200V52L203 54ZM68 52H69V51H68ZM78 52H79V51H78ZM84 52H85V51H84ZM95 52H97V51H95ZM112 52H111V53H112ZM129 52H130V51H129ZM135 52H137V51H135ZM135 52H134L133 54H135ZM150 52H152V51H150ZM150 52H149L148 54H151ZM154 52H155V51H154ZM158 52H159V51H158ZM200 52H199L198 54H200ZM48 53H50V54H48ZM72 53H73V52H72ZM72 53H71V55H72ZM90 53H91V52H90ZM99 53H100V50H99ZM111 53H110V54H111ZM152 53H153V52H152ZM176 53H177V51H176ZM210 53H211V51H210ZM62 54H63V53H62ZM77 54H78V53H77ZM81 54H82V53H81ZM87 54H89V53H87ZM95 54L97 55V53H95ZM102 54H104V53H102ZM110 54L108 53L107 55L105 54V55H102V56H103V57L105 56V59H106ZM122 54H123V53H122ZM122 54H121V56H122ZM128 54H129V53H128ZM128 54H127V55H128ZM143 54H144V53H143ZM146 54H147V53H146ZM146 54L143 55V56H146ZM155 54H156V53H154V55H155ZM160 54H162V53H160ZM167 54H168V53H167ZM174 54H175V53H174ZM177 54H178V53H177ZM34 55H36V54L34 53ZM50 55H51V56H50ZM58 55H59V54H58ZM71 55H69V58H70ZM89 55H90V54H89ZM91 55H92V54H91ZM100 55H101V53H100ZM158 55H159V53H158ZM172 55H173V54H172ZM203 55H206V54H203ZM73 56H74V55H73ZM79 56H80V55H79ZM79 56L76 55V57H79ZM93 56H95V55L93 54ZM93 56H92V58H93ZM124 56H125V54H124ZM132 56H133V55H132ZM137 56H138V55H137ZM150 56H151V55H150ZM150 56H149V58H151ZM175 56H176V55H175ZM190 56H191V55H190ZM194 56H195V55H194ZM194 56H193V57H194ZM59 57H60V55H59ZM62 57H64V56H62ZM83 57H84V55H83ZM88 57H89V56H88ZM95 57L99 58L98 56H95ZM109 57H110V56H109ZM109 57H108L106 60H111V57H110V59H109ZM122 57H123V56H122ZM125 57H127V56H125ZM129 57H130V56H129ZM138 57H140V56H138ZM138 57H137V58H138ZM141 57H142V56H141ZM141 57H140V58H141ZM178 57H181V56H178ZM178 57H177V58H178ZM184 57H185V56H184ZM188 57H189V56H188ZM196 57H197V56H196ZM200 57H201V56H200ZM202 57H203V56H202ZM31 58H32V57H31ZM66 58H67V57H66ZM85 58H86V57H85ZM189 58H192V57H189ZM197 58H198V57H197ZM197 58H194V59H197ZM203 58H205V57H203ZM36 59H38V58H36ZM62 59H63V58H62ZM75 59H77V58H75ZM75 59H74V60H75ZM79 59H81V56L79 57ZM79 59H78V61H79ZM83 59H84V58H82L80 61H82ZM87 59H88V58H87ZM99 59H102V57L100 56ZM99 59H97L98 61L95 60V59H93V60L97 61V62H96V64H97L98 62L101 63V60L99 61ZM117 59H119V58H116V60H117ZM141 59H142V58H141ZM156 59H157V58H156ZM156 59H155V60H156ZM186 59H188V58L186 57ZM186 59H184V60H186ZM192 59H193V58H192ZM192 59H189V61H191ZM194 59H193V60H194ZM205 59H206V58H205ZM23 60H24V59H23ZM26 60H27V59H26ZM28 60H29V59H28ZM33 60L35 61V59H33ZM53 60L56 61V62H55L56 64H58V63H57V60L60 61L61 59H57V56H56V59H55V57H54ZM70 60H72V59H69V61H70ZM74 60H73V61H74ZM85 60H86V59H85ZM106 60H104V61H106ZM121 60H122V58H121ZM121 60L118 61V62L116 61V62H117L118 64H120ZM123 60H125V59L123 58ZM123 60H122V61H123ZM126 60H127V58H126ZM134 60H135V59H134ZM143 60H144V58H143ZM161 60H162V57L160 56V59L158 60L159 65L162 63ZM182 60H183V58H182ZM182 60H181V61H182ZM199 60H200V58H199ZM199 60H198V61H199ZM42 61L44 62V59H43ZM42 61L40 62V64L42 63ZM65 61H68V60L66 59ZM75 61H76V60H75ZM75 61H74V62H75ZM80 61H79V63H81ZM88 61H89V63H90V60H88ZM88 61H87V60L84 61V65H86L85 62H88ZM129 61H130V60H128V62H129ZM138 61L140 62V60H138ZM141 61H142V60H141ZM145 61H146V59H145ZM153 61H154V60H152V62H153ZM160 61H161V62H160ZM187 61H188V60H187ZM189 61H188V62H189ZM198 61H197V63H198ZM200 61H202V60H200ZM24 62H25V61H24ZM74 62H73V63H74ZM93 62H94V61H92V63H93ZM102 62H103V61H102ZM116 62H115V63L111 62V63H113L114 65H116V64H117ZM126 62H127V61H126ZM128 62H127V63H128ZM132 62H133V61H132ZM139 62H138V63H139ZM152 62H150V64H151ZM184 62H185V61H183V63H184ZM188 62L185 64V66L188 64ZM0 63H1V62H0ZM27 63H28V62H27ZM27 63H26V64H27ZM52 63H54V62H52ZM55 63H54V64H55ZM59 63H60V62H59ZM73 63H72V65H74ZM79 63H78V64H79ZM82 63H83V62H82ZM94 63H95V62H94ZM104 63H105V62H104ZM108 63H109V61H108ZM108 63H107V61H106L105 65H107V66L109 67ZM111 63H110V65H111ZM121 63H123V62H121ZM127 63H126V64H127ZM134 63H135V62H134ZM154 63L157 64V62H154ZM154 63H153V64H154ZM183 63H182V64H183ZM193 63H194V62H193ZM193 63L191 62V64H193ZM32 64H33V62H32ZM67 64H68V63H67ZM67 64H66V65H67ZM113 64H112V65H113ZM118 64H117V65H118ZM128 64H129V63H128ZM130 64H131V63H130ZM140 64H141V67H142V68H145V67L147 68V66H146L147 64H146V65L143 64V63H140ZM140 64H139V65H140ZM150 64H149V65H150ZM162 64H163V63H162ZM200 64H201V62H200ZM36 65H37V64H36ZM43 65H45V63H44ZM43 65H41V66L43 67ZM52 65H53V64H52ZM52 65H51V66H52ZM89 65H90V64H89ZM91 65H92V64H91ZM94 65H95V64H94ZM102 65H103V63H102ZM105 65H103V66H105ZM117 65H116V66H117ZM136 65H137V64H136ZM157 65H158V64H157ZM198 65H199V64H198ZM32 66H33V65H32ZM41 66H39V68H40ZM87 66H88V64H87ZM98 66H99V65H98ZM118 66H120V65H118ZM121 66L123 67V64H122ZM133 66H134V65H133ZM137 66H138V65H137ZM143 66H145V67H143ZM151 66H153V65L151 64ZM160 66H161V65H160ZM185 66L183 67V65H182L181 67H183L184 69H186ZM189 66H190V65H189ZM30 67H31V66H30ZM42 67L40 68L41 71H42ZM44 67H45V66H44ZM44 67H43V68H44ZM74 67H75V66H74ZM91 67H92V66H91ZM91 67H88V68H87V72L84 73V74L89 73L90 76H91V78H93V76H92L93 74H91L92 72H91V73L88 72V70L90 71ZM112 67H113V66H112ZM114 67H115V66H114ZM125 67H126V66H124V68H125ZM127 67H128V66H127ZM156 67H158V66H156ZM156 67L154 66V67H151V68L154 70V68H156ZM190 67H191V66H190ZM50 68H51V67H49V68L47 67V69H50ZM63 68H64V67H63ZM66 68H67V67H66ZM95 68H98V69H99V67H97V66H96ZM100 68H102V67L100 66ZM103 68H104V67H103ZM105 68L107 69V67H105ZM105 68H104V69H105ZM117 68H118V67H117ZM117 68H116V69H117ZM119 68H120V67H119ZM134 68H135V67H134ZM139 68H140V67H139ZM146 68H145V69H146ZM151 68H150V69H147V70H150V71H151ZM158 68H159V67H158ZM187 68H188V66H187ZM191 68H192V67H191ZM58 69H59V67H58ZM58 69H57V70H58ZM73 69H74V68H73ZM77 69H78V68H77ZM82 69H83V67H81L80 71H81ZM120 69H121V68H120ZM135 69H136V68H135ZM137 69H138V68H137ZM137 69H136V70H137ZM160 69H161V68H160ZM181 69H182V68H181ZM188 69H190V68H188ZM197 69H198V68H197ZM2 70H3V69H2ZM21 70H22V69H21ZM37 70H39V69L37 68L35 73H37ZM52 70H53V68H52ZM59 70H60V69H59ZM70 70H71V69H70ZM78 70H79V69H78ZM84 70H85V69H84ZM91 70H93V68H92ZM101 70L103 71V69H101ZM108 70H109V68H108ZM110 70H111V69H110ZM123 70H124V69L121 70V72H120L121 74H123V73H122ZM136 70H135V71H136ZM143 70H144V69H143ZM153 70H152V72L155 73V71H153ZM186 70H187V69H186ZM194 70H195V69H194ZM14 71H16V70H14ZM17 71H18V70H17ZM17 71H16V72H17ZM45 71H46V69H45ZM50 71H51V70H50ZM65 71H66V70H65ZM68 71H69V70H68ZM68 71H67V72H68ZM106 71H107V70H106ZM106 71H105V72H106ZM112 71H113V70H112ZM112 71H111V72H112ZM125 71H126V70H125ZM129 71H130V69H129ZM131 71H132V70H131ZM131 71H130V73H131ZM156 71H157V70H156ZM182 71H183V70H182ZM197 71H198V70H197ZM2 72H3V71H2ZM19 72H20V71H19ZM33 72H34V71H33ZM43 72H44V71H43ZM46 72H48V71H46ZM51 72H52V71H51ZM97 72H98V73H97ZM99 72H100V71H98V70L95 72V73H97V74H96L97 76H96L95 73L93 72V73H94V76H96V77L98 78V75H100V74L102 75V73H104V72H102V73L100 72V74H99ZM107 72H108V71H107ZM133 72H134V69H133V71H132V74H133ZM137 72H138V71H137ZM187 72H189V70H188ZM17 73H18V72H17ZM39 73L41 74V72L38 71L37 76H39ZM61 73H62V72H61ZM75 73H76V72H75ZM124 73H125V72H124ZM156 73H157V72H156ZM3 74H4V73H3ZM8 74H9V72H8ZM15 74H16V73H15ZM15 74H14V75H15ZM30 74H31V72H30ZM33 74H34V73H33ZM48 74H49V73H48ZM48 74H46V75H48ZM79 74H80V73H79ZM89 74H88V75H89ZM107 74H108V73H107ZM126 74H128V75H127V76H128V80L130 81V79L133 78V76L136 74V72H134L133 75H132V74H129V72L126 73ZM137 74H138V73H137ZM53 75H54V74H53ZM55 75L58 76L59 74L57 75V73H56ZM70 75H71V74H70ZM88 75H85V76H88ZM101 75H100V76H101ZM103 75H105V73H104ZM109 75H110V74H109ZM118 75H119V73H118ZM118 75H115V76L118 77ZM129 75H132V77L130 76V77H131L130 79H129ZM191 75H192V74H191ZM59 76H60V75H59ZM59 76H58V79H59L60 81H62V79H60ZM85 76L82 75V77H84V79H85ZM105 76H106V75H105ZM107 76H108V75H107ZM107 76H106V78H108V79L110 80V78H109L110 76H109V77H107ZM122 76H125V74L122 75ZM135 76H136V75H135ZM138 76H139V74H138ZM40 77H41V76H40ZM47 77H48V76H47ZM47 77H46V78H47ZM67 77H68V76H67ZM73 77H74V75H73ZM76 77H79V76H76ZM82 77H81V78H82ZM102 77H103V76H102ZM102 77H101V78H102ZM111 77H112V76H111ZM116 77L113 78L112 80L116 79ZM120 77H121V76H119V79H120ZM34 78H36V77H34ZM38 78H39V77H38ZM38 78H37V80L40 81V80H39L40 78H39V79H38ZM61 78H62V77H61ZM81 78H80V79H81ZM89 78H90V77H88V79H89ZM97 78H96V79H97ZM125 78H126V76L124 77V79H125ZM138 78H139V77H138ZM8 79H9V78H8ZM21 79H22V78H21ZM53 79H54V78H53ZM80 79H79V81H80ZM86 79H87V77H86ZM86 79H85V81L88 82ZM104 79H105V78H104ZM108 79H107V80H108ZM136 79H137V78H136ZM141 79H143V77H142ZM141 79H140V80L138 79V80L141 81ZM37 80H35V83H36ZM43 80H44V79H43ZM51 80H52V78H51ZM63 80H64V79H63ZM75 80H76V79H75ZM82 80H83V78H82ZM94 80H95V79H94ZM105 80H106V79H105ZM122 80H123V79H122ZM125 80H127V79H125ZM128 80H127V83H128ZM138 80H137V81H138ZM6 81H7V80H6ZM20 81H21V80H20ZM45 81H46V80H45ZM45 81H44V83H45ZM47 81H49V80L47 79ZM54 81H55V80H54ZM68 81H69V80H68ZM131 81H133V80H131ZM131 81H130V82H131ZM134 81L137 82L136 80H134ZM1 82H2V81H1ZM29 82H30V80H29ZM31 82H32V81H31ZM40 82H42V81H40ZM58 82H59V81H58ZM62 82H64V81H62ZM81 82H82V81H81ZM86 82H84V83H86ZM89 82H91V80H89ZM95 82H96V81H95ZM95 82H94V83H95ZM114 82H116V80H115ZM114 82H113V83H114ZM135 82H133V84H132V82L129 83V84H131V85L133 86V85H135ZM2 83H3V82H2ZM42 83H43V82H42ZM46 83H47V82H46ZM64 83H67V82H64ZM98 83H99V81H98ZM98 83H97V85H98ZM103 83L105 84V82H103ZM109 83H110V81L107 83V85H108ZM116 83H117V85H118L119 82H116ZM116 83H115V84H116ZM7 84H8V83H7ZM25 84H26V83H25ZM30 84H31V83H30ZM51 84H52V83H51ZM61 84H62V83H61ZM68 84H69V83H68ZM68 84H64V85L62 84V85L65 86V85H68ZM75 84H76V83H75ZM87 84H88V83H87ZM87 84H86V85H87ZM91 84L93 85V83H91ZM95 84H96V83H95ZM101 84H102V82H101ZM101 84L99 83V86H101ZM120 84H121V83H120ZM120 84H119V85H120ZM129 84H128V85H129ZM2 85H3V84H2ZM26 85H27V84H26ZM28 85H29V84H28ZM62 85H60V87H62ZM83 85H84V84H83ZM83 85H82V86H83ZM86 85H84V87H85ZM92 85H90V86L92 87ZM105 85H106V84H105ZM105 85H104V86H105ZM117 85H115V87H116ZM125 85H126V84H125ZM131 85H130V86H131ZM33 86H34V85H33ZM35 86H36V85H35ZM40 86H42V85L40 84ZM44 86H46V85L44 84ZM69 86H70V85H69ZM87 86H88V85H87ZM99 86H97L96 88H95V86H93V87H92L93 92L96 91V90H94L93 88L97 89ZM104 86H103V88H102L103 90L105 89ZM123 86H124V84H123ZM3 87H5V86H3ZM42 87H43V86H42ZM47 87H49V86L47 85ZM51 87H53V86H51ZM55 87H56V86H54V88H55ZM60 87H59V85L57 86V88L61 89ZM67 87H68V86H67ZM91 87H90V88H91ZM108 87H110V86H108ZM120 87H122V86H119V88H120ZM127 87H129V86H127ZM1 88H2V86H1ZM34 88H35V87H34ZM40 88H41V87H40ZM43 88H44V87H43ZM43 88H42V89H43ZM49 88H50V87H49ZM68 88H69V87H68ZM68 88L66 89V91L68 90ZM76 88H77V87H76ZM99 88H100V87H99ZM106 88H107V87H106ZM113 88H114V87H113ZM113 88H112V89H113ZM119 88H118V89H119ZM123 88H124V90H126V89H125L126 87H123ZM9 89H10V88H9ZM42 89H41V90H42ZM52 89H53V88H52ZM52 89H51V90H52ZM71 89H72V88H71ZM2 90H4V89H2ZM2 90H1V91H2ZM5 90H6V89H5ZM44 90H45V89H44ZM44 90H42V91H44ZM61 90H62V89H61ZM81 90H82V89H81ZM86 90H87V89H86ZM86 90H85V91H86ZM92 90H88V91H91V92H92ZM99 90H100V89H99ZM1 91H0V92H1ZM18 91H19V90H18ZM47 91H48V90H46V92H47ZM78 91H79V90H78ZM82 91H83V90H82ZM101 91H102V90H101ZM101 91H98V92H101ZM115 91L117 92V89H116ZM5 92H6V91H5ZM10 92H11V91H10ZM36 92H37V91H36ZM40 92H41V91H40ZM46 92H45V93H46ZM55 92H56V90H55ZM68 92H69V91H68ZM79 92H80V91H79ZM98 92L96 91V94H97ZM104 92H105V91H104ZM108 92H109V91H108ZM2 93H3V91H2ZM30 93H31V91L29 92V94H30ZM69 93H70V92H69ZM86 93H87V95H88L89 92H86ZM31 94H32V93H31ZM35 94H36V93H35ZM46 94H47V93H46ZM46 94H45V95H46ZM49 94H50V93H49ZM63 94H64V93H63ZM76 94L78 95V93H76ZM92 94H93V93H92ZM92 94H90V95H92ZM94 94H95V93H94ZM98 94H99V93H98ZM111 94H112V93H108L109 97H111L112 95H114L115 97H114V96H113V97L116 99V94H117V93L114 94V92H113V94H112V95H111ZM119 94H120V93H119ZM0 95H1V94H0ZM18 95H19V97H21L19 93H18ZM23 95H25V94H23ZM23 95H22V96H23ZM33 95H34V94H33ZM38 95H39V94H38ZM38 95H37L36 97H38ZM42 95H43V94H42ZM53 95H54V94H53ZM83 95H84V93H83ZM85 95H86V94H85ZM85 95H84V96H85ZM87 95H86V98L88 97ZM110 95H111V96H110ZM120 95H121V94H120ZM47 96H48V95H47ZM93 96H95V95H93ZM101 96H103V95H101ZM3 97H4V93H3ZM3 97H1V98L3 99ZM25 97H26V96H25ZM39 97H40V96H39ZM44 97H45V96H44ZM50 97H51V96H50ZM61 97H62V96H61ZM63 97H64V96H63ZM67 97H68V96H67ZM72 97H73V96H72ZM79 97L82 98V96H80V94H79ZM89 97H90V96H89ZM98 97H100V96H98ZM109 97H108V98H109ZM123 97H124V95H123ZM26 98H27V97H26ZM30 98H31V97H30ZM48 98H49V97H48ZM48 98H47V99H48ZM52 98H53V97H52ZM52 98H51V102H52ZM57 98H58V97H57ZM84 98H85V97H84ZM91 98H92V100H93V97H91ZM94 98H95V97H94ZM102 98H104V97H102ZM102 98H100V99L102 100ZM108 98H105V99H103V100L107 101ZM114 98H113V99H114ZM43 99L45 100V98H43ZM43 99H42V100H43ZM76 99H77V98H76ZM76 99H75V100H76ZM79 99H80V98H79ZM110 99H111V98H109V100H110ZM115 99H114V102H115ZM118 99H119V98H118ZM118 99H117V100H118ZM128 99H129V98H127V100H128ZM26 100H27V99H26ZM53 100H54V98H53ZM57 100H59V99H57ZM72 100H74V99H72ZM86 100H88V99H86ZM97 100H99V99H97ZM111 100H112V99H111ZM8 101H9V100H8ZM39 101H40V100H39ZM54 101H55V100H54ZM54 101H53V102H54ZM61 101H62V100H61ZM68 101H69V100H68ZM118 101H119V100H118ZM118 101H117V102H118ZM120 101H121V100H120ZM120 101H119V103L122 104V102H120ZM31 102H32V101H31ZM47 102H48V104H49V101H47ZM51 102H50V104L52 105ZM66 102H67V101H66ZM73 102L75 103V101H73ZM100 102L102 103V104H100L101 106H103V105L106 106L105 104H107L106 102H105V104H103L104 101H100ZM100 102H99V103H100ZM110 102L113 103V101H110ZM2 103H3V102H2ZM13 103H14V102H13ZM39 103H40V102H39ZM57 103H58V102H57ZM74 103H72V102L70 103V102H69V103L66 104V105H71V104H74ZM80 103H81V102H80ZM108 103H109V102H108ZM112 103H110V104H112ZM119 103H116V104L119 105ZM123 103H124V102H123ZM0 104H1V103H0ZM19 104H20V103H19ZM75 104H76V103H75ZM114 104H115V103H114ZM114 104H113V107L115 108ZM131 104H132V103H131ZM1 105H2V104H1ZM33 105H34V104H33ZM35 105H37V104L35 103ZM39 105H40V104H39ZM51 105H49V107H50ZM55 105H56V104H55ZM64 105H65V104H64ZM78 105H79V101H78ZM100 105H99V109H100ZM108 105H109V104H108ZM108 105H107V107L109 108L110 105H109V106H108ZM125 105H127L126 102H125ZM8 106H9V105H8ZM17 106H18V105H17ZM71 106H72V105H71ZM122 106H123V105H121V107H122ZM0 107H2V106H0ZM11 107H12V106H11ZM65 107H66V106H65ZM65 107H64V108H65ZM74 107H75V106H74ZM76 107L78 108L79 106L76 105ZM111 107H112V106H111ZM111 107H110V108H111ZM119 107H120V106H119ZM119 107H118V108H119ZM4 108H5V106H4ZM32 108H33V107H32ZM32 108H31V109H32ZM39 108H40V107H38V109H39ZM61 108H62V107H61ZM81 108H82V106H81ZM101 108H103V107H101ZM114 108H113V109H114ZM15 109H16V108H15ZM72 109H73V106H72ZM72 109H70V111H71ZM78 109H80V108H78ZM82 109H83V108H82ZM99 109H98V110H99ZM0 110H1V108H0ZM19 110H20V108L18 109V113L20 114ZM26 110L28 111V108H26ZM26 110L22 109V110H21V111H23V113L21 112L22 115L20 114V116H18V117H19V120H20V121H19V120L17 119V121H19V122H18L19 125L16 123V124L19 126L18 128L21 127V126H20L21 122L23 123V121L26 122V120H28V119H27V118H28V116H27L28 114H26V113L24 114V112H26ZM35 110H36V108H35ZM42 110H44V108H43ZM42 110H41V111H42ZM49 110H50V109H49ZM52 110H55V109H54V108H53V109L51 108L50 111L53 112ZM74 110H75V109H74ZM74 110H72V111H74ZM101 110H102V109H101ZM103 110L105 111V107H104ZM103 110H102V111H103ZM3 111H4V110H3ZM6 111H7V110H6ZM16 111H17V110H16ZM16 111H15V113H16ZM37 111H38V113H39V110H37ZM37 111H36V113H37ZM41 111H40V113H41ZM44 111H48V109H46V110H44ZM44 111H42V112L44 113ZM50 111H48V112L50 113ZM56 111H58V110H56ZM60 111H61V110H60ZM75 111H76V110H75ZM77 111H78V110H77ZM82 111H85V110H82ZM32 112H33V110H32ZM54 112H55V111H54ZM54 112H53V113H54ZM58 112H59V111H58ZM66 112H67V111H66ZM66 112H64V110H63V112L61 113V115H62L63 113H66ZM1 113H2V112H1ZM27 113H28V112H27ZM36 113H34V114H36ZM40 113H39V114H40ZM43 113H41V116H42ZM55 113H57V112H55ZM55 113H54V114H55ZM67 113H68V112H67ZM67 113H66V114H67ZM75 113H76V112H75ZM78 113H79V112H78ZM80 113H81V112H80ZM29 114H30V113H29ZM51 114H52V113H51ZM54 114H52V115H54ZM58 114H60V113H58ZM66 114H64V115H66ZM69 114H70V113H69ZM71 114H73V113H71ZM84 114H86V111L83 112L82 115L85 116ZM37 115H38V114H37ZM44 115H45V114H44ZM67 115H68V114H67ZM73 115H74V114H73ZM73 115H72V116H73ZM76 115H77V114H76ZM79 115H80V114H79ZM26 116H27V118H26ZM31 116H33V115L31 114ZM41 116H40V117H41ZM252 116H253V115H252ZM15 117H16V116H15ZM35 117H37V116L35 115ZM44 117H45V116H44ZM54 117H55V116H54ZM56 117H58V116H56ZM56 117H55V118H56ZM64 117H66V116H64ZM64 117H63V118H64ZM68 117H69V116H68ZM70 117H71V116H70ZM75 117H76V116H75ZM77 117H79V116H77ZM259 117H260V116H259ZM29 118H30V117H29ZM37 118H38V117H37ZM42 118H43V117H42ZM42 118H41L40 120H42ZM52 118H53V117H52ZM60 118H61V117H60ZM80 118H81V117H80ZM10 119H11V118H10ZM10 119H9V120H10ZM38 119H39V118H38ZM45 119H46V118H45ZM56 119H58V118H56ZM56 119H54V120L56 121ZM67 119H68V118H67ZM67 119H66V121H67ZM9 120H8V121H9ZM21 120H23V121H21ZM46 120H49V119L47 118ZM58 120H59V119H58ZM62 120H63V119H62ZM74 120H76V119H74ZM80 120H81V119H80ZM87 120H88V122L90 121V119H86V122H87ZM91 120H92L91 122H93V119H91ZM55 121H54V122H55ZM59 121H60V120H59ZM64 121H65V120H64ZM68 121H71V122H72V120H70V119H68ZM30 122H31V120H30ZM33 122H34V120H33ZM42 122H43V121H42ZM47 122H48V121H47ZM52 122H53V121H52ZM56 122H58V121H56ZM81 122H82V121H81ZM81 122H80V123H81ZM83 122H84V119H83ZM86 122H85V124H86V126H88ZM91 122H90V123H91ZM95 122H96V121H95ZM39 123H40V121H39ZM60 123H61V121H60ZM69 123H70V122H69ZM69 123H65L64 125L66 126V124L68 125ZM72 123L74 124V122H72ZM75 123H76V121H75ZM78 123H79V121L77 120L78 129L81 130V129H82L81 127H82L84 124H82V126H81V124H80V123L78 124ZM26 124H27V123H24V127H25V128H26V126H28V125H26ZM28 124H29V120H28ZM31 124H33V123L31 122L29 125H31ZM46 124H47V123H46ZM55 124H56V123L52 124V126L55 125ZM62 124H63V122L61 123V125H62ZM91 124H92V123H91ZM91 124H90V125H91ZM261 124H263V123H261ZM22 125H23V124H22ZM25 125H26V126H25ZM41 125H42V124H41ZM47 125H49V123H48ZM47 125H46V126H47ZM57 125H58V124H57ZM57 125H56V126H57ZM61 125H60V126H61ZM92 125H94V122H93ZM92 125H91V126H92ZM246 125H247V124H246ZM246 125H245V126H246ZM250 125H251V124H250ZM36 126H37V122H36ZM42 126H44V124H43ZM46 126H44V128H45ZM62 126H63V125H62ZM65 126H64V128H67V130L73 128L74 126H75V127H74L75 129H74V130H77V129H76V125H73V127H70V128H68L67 126L65 127ZM68 126H69V125H68ZM79 126H80V128H79ZM22 127H23V126H22ZM28 127H29V126H28ZM30 127H31V126H30ZM33 127H34V125H33ZM33 127H32V128H33ZM39 127H40V125H39ZM39 127H38V128H39ZM88 127H89V129L92 128V127H90V126H88ZM93 127H94V126H93ZM42 128H43V127H41V129H42ZM47 128H48V126H47ZM47 128H46V131H47ZM54 128H55V127H54ZM54 128H53V129H54ZM84 128H85V127H84ZM84 128H83V129H84ZM260 128H261V127H260ZM28 129H30V128H28ZM41 129H40V131H41ZM57 129H58V128H57ZM59 129H61V127H60ZM89 129H88V130H89ZM232 129H233V128H232ZM236 129H237V127H236ZM236 129H235V130H236ZM258 129H259V128H258ZM14 130H15V128H14ZM23 130H24V129H23ZM30 130H31V129H30ZM38 130H39V129H38ZM42 130H43V129H42ZM48 130H49V129H48ZM71 130H73V129H71ZM226 130H227V129H226ZM237 130H238V129H237ZM250 130H251V129H250ZM16 131H17V129H16ZM24 131H25V133H27V130H24ZM24 131H23V132H24ZM33 131H34V130H33ZM46 131H44V132H45L46 134H48ZM50 131H52V130H49V132H50ZM60 131L62 132V129H61ZM60 131H59V133H58V131H57V134H60ZM64 131H65V129H64ZM69 131H70V130H69ZM82 131H83V130H82ZM228 131H229V128H228ZM239 131H241V130H239ZM256 131H257V130H256ZM35 132H37V131L35 130ZM42 132H43V131H42ZM70 132H71V131H70ZM70 132H69V134H70ZM86 132H87V130H86ZM234 132H235V131H234ZM28 133H29V132H28ZM28 133H27V134H28ZM38 133H39V132H38ZM38 133H37V134H38ZM40 133H41V132H40ZM40 133H39V134H40ZM45 133H44V134H45ZM63 133H66V132H63ZM71 133H73V132H71ZM88 133H89V131H88ZM229 133H230V132H229ZM16 134H17V133H16ZM30 134L32 135L33 133H30ZM41 134H43V133H41ZM41 134H40V136H42ZM74 134H75V132H74ZM77 134L79 135L78 130H77ZM82 134H85V133L83 132ZM82 134H81V135H82ZM255 134H256V133H254V135H255ZM262 134H263V133H262ZM21 135H22V134H21ZM49 135H50V134H49ZM54 135H56V134L54 133ZM62 135H63V134H62ZM85 135H86V134H85ZM254 135H253V136H254ZM33 136H35V135H33ZM44 136H46V135H44ZM74 136H75V135H74ZM74 136H73V137H74ZM79 136H80V135H79ZM238 136H239V135H238ZM37 137L39 138V136H37ZM54 137H55V136H54ZM56 137H57V135H56ZM56 137H55V138H56ZM64 137H66V136H64ZM64 137H62V138H64ZM73 137L71 136L72 139H73ZM77 137H78V136H77ZM254 137H255V136H254ZM38 138H37V139H38ZM45 138H46V137H45ZM48 138H49V137H47V139H48ZM52 138H53V137H52ZM52 138H51V139H52ZM59 138H60V135H59ZM78 138H80V137H78ZM82 138H84V137L82 136ZM262 138H263V137H262ZM39 139H40V138H39ZM47 139H46V140H47ZM68 139H69V138H68ZM72 139H71V141H73L75 138H74L73 140H72ZM80 139H81V138H80ZM253 139H254V138H253ZM41 140L43 141V139H41ZM56 140H57V138H56ZM60 140H61V139H59V141H60ZM62 140H63V139H62ZM62 140H61V141H62ZM64 140H66V138H64ZM49 141H50V140H49ZM49 141H48V143H49ZM52 141H53V140H52ZM54 141H55V139H54ZM25 142H26V140H25ZM27 142H28V141H27ZM27 142H26V143H27ZM29 142H30V141H29ZM31 142L33 143V141H31ZM35 142H36V141H35ZM38 142H39V141H38ZM36 143H37V142H36ZM40 143H41V142H40ZM40 143H39V144H40ZM57 143H59V142H57ZM57 143H56V144H57ZM260 143H261V142H260ZM34 144H35V143H34ZM37 144H38V143H37ZM59 144H60V143H59ZM10 145H11V144H10ZM10 145H9V146H10ZM42 145H43V146H46L47 144L44 145L43 142H42ZM42 145H40V146H42ZM57 145H58V144H57ZM4 146H5V145H4ZM38 146H39V145H38ZM43 146H42L40 149H42ZM48 146L52 147L50 144H49ZM46 148H47V147H46ZM38 149H39V147H38ZM235 154H236V153H235ZM11 162H12V161H11ZM11 162H9V164H10ZM14 162H15V161H14ZM14 162H13V163H14ZM4 164H6V163H4ZM7 164H8V163H7ZM9 164H8V165H9ZM11 164H12V163H11ZM1 165H2V164H1ZM8 165H7V166L5 165L6 168H9ZM2 166H4V165H2ZM11 166H12V165H11ZM3 168H4V167H3ZM4 169H5V168H4ZM0 170H1V169H0ZM2 170H3V169H2ZM5 170H6V169H5ZM1 174H2V173H1ZM0 177H1V176H0ZM0 181H1V180H0ZM4 182H5V181H4ZM0 184H1V183H0ZM3 184H4V183H3ZM1 185H2V184H1ZM164 188H165V187H164ZM136 189H137V187H136ZM161 190H162V189H161ZM167 190H168V188H167ZM168 191H169V190H168ZM191 191H193V190H191ZM163 192H164V194H165V193H166V190L164 191V189H163ZM170 193H171V192H170ZM185 193H186V192H185ZM185 193H184V194H185ZM104 194H105V193H104ZM128 194H129V193H128ZM141 194H142V193H141ZM141 194H140V195H141ZM167 194H169V193L167 192ZM105 195H106V194H105ZM136 195H137V194H136ZM136 195H135V196H136ZM126 196H127V195H126ZM128 196H129V195H128ZM137 196H138V195H137ZM137 196H136L135 198H138ZM142 196H143V194H142ZM165 196H166V195H165ZM170 196H172V195H170ZM173 196H174V195H173ZM133 197H134V196H133ZM155 197H156V196H154V198H155ZM120 198H121V200H122V197H120ZM127 198H128V197H127ZM127 198H126V200H127ZM131 198H132V196H131ZM156 198H157V197H156ZM148 199H150V198H148ZM151 199H152V198H151ZM156 200H157V199H155L154 201H156ZM169 200H170V199H169ZM175 200H177L176 197H175ZM117 201H120V200H117ZM145 201H146V200H145ZM170 201H171V200H170ZM180 201H181V200H180ZM130 202H131V201H130ZM136 202H139V201H136ZM143 202H144V201H143ZM146 202H147V201H146ZM168 202H169V201H168ZM168 202H167V203H168ZM178 202H179V201H178ZM123 203H124V202H123ZM155 203H157V202H155ZM164 203H165V202H164ZM167 203H166V204H167ZM174 203H176V202H174ZM174 203H173L172 205L175 206L176 204H174ZM110 204L113 205V204H115V203H113V204L110 203ZM181 204H183V203H181ZM119 205H120V204H119ZM121 205H122V204H121ZM151 205H152V204H151ZM154 205H155V204H154ZM157 205H158V203H157ZM185 205H186V204L184 203V206H185ZM37 206H38V204H37ZM107 206H108V205H107ZM146 206H147V205H146ZM152 206H153V205H152ZM155 206H156V205H155ZM170 206H171V205H170ZM178 206H179V205H178ZM178 206H177V207H178ZM181 206H182V205H181ZM184 206H183V207H184ZM115 207H117L116 204H115ZM144 207H145V206H144ZM168 207H169V206H168ZM172 207H173V206H172ZM172 207H171V208H172ZM177 207H176V209H177ZM183 207H182V209H183ZM36 208H37V207H36ZM39 208H41V206H40ZM39 208H38V209H39ZM43 208H44V207H43ZM43 208H42V210H43ZM110 208H113V206H111ZM130 208H131V207H130ZM151 208H152V207H151ZM160 208H161V207H160ZM160 208H159V209H160ZM179 208H180V207H179ZM185 208H186V207H185ZM38 209H37V210H38ZM105 209H106V208H105ZM132 209H133V208H132ZM134 209H135V208H134ZM134 209H133V211H134ZM154 209H155V208H154ZM169 209H170V208H169ZM180 209H181V208H180ZM32 210H33V209H32ZM40 210H41V209H40ZM53 210H55V209H53ZM53 210H52V211H53ZM156 210H158V209H156ZM171 210H172V209H171ZM213 210H214V209H213ZM218 210H219V209H218ZM104 211H105V210H104ZM108 211H109V210H108ZM111 211H112V210H111ZM145 211H146V210H144V213H145ZM151 211H152V210H151ZM154 211H155V210H154ZM160 211H161V210H160ZM164 211H168V210H164ZM169 211H170V210H169ZM196 211H198V210H196ZM196 211H195V212H196ZM204 211H205V210H204ZM43 212H46V210H43ZM95 212H96V211H95ZM109 212H110V211H109ZM198 212H199V211H198ZM32 213H34V212H32ZM50 213H52V212H50ZM85 213H86V212H85ZM103 213H104V212H103ZM115 213H116V212H115ZM127 213H128V212H127ZM144 213H142V215H143ZM148 213H149V212H148ZM150 213H151V212H150ZM157 213H158V212H157ZM161 213H162V212H161ZM166 213H170V212H166ZM47 214H48V213H47ZM54 214H55V213H54ZM96 214H97V212H96ZM116 214H117V213H116ZM130 214H131V213H130ZM134 214H136V213H134ZM175 214H176V213H175ZM33 215H34V214H33ZM36 215H38V214H36ZM40 215H41V213H40ZM42 215H43V213H42ZM42 215H41L40 217H42ZM56 215H57V213H56ZM88 215H89V214H88ZM106 215L108 216V214H106ZM114 215H115V214H114ZM121 215H122V213H121ZM132 215H133V213H132ZM132 215H131V217H132ZM136 215H137V214H136ZM142 215H141V216H142ZM145 215H146V214H145ZM161 215H162V214H161ZM164 215H165V214H164ZM180 215H181V214H179V216H177V217H180ZM185 215H186V214L184 213L183 216L185 217ZM34 216H35V215H34ZM38 216H39V215H38ZM49 216H50V217H53L52 215H49ZM58 216H59V215H58ZM92 216H93V215H92ZM109 216H110V213H109ZM111 216H113V215H111ZM119 216H120V213H119ZM138 216H139V215H138ZM173 216H176V215L173 214ZM189 216H191V215H189ZM19 217H20V216H19ZM19 217H18V218H19ZM44 217H45V216H44ZM46 217L48 218V215H47ZM85 217H87V215H86ZM94 217H95V216H94ZM131 217H129V218L131 219ZM144 217H145V216H144ZM147 217H148V216H147ZM169 217H170V216H169ZM169 217H168V221H169ZM197 217H198V216H197ZM18 218H17V221H18ZM21 218H23V217H21ZM24 218H25V217H24ZM91 218H92V217H91ZM99 218H101V217H99ZM110 218H111V217H110ZM126 218H127V217H126ZM137 218H139V217H137ZM142 218H143V217H142ZM142 218H141V219H142ZM148 218H149V217H148ZM172 218H173V217H171V219H172ZM175 218H176V217H175ZM180 218H181V217H180ZM194 218H195V217H194ZM199 218H200V217H199ZM36 219L38 220V217H37ZM42 219H43V218H42ZM44 219H45V218H44ZM52 219H54V218H52ZM57 219H58V218H57ZM86 219H87V218H86ZM95 219H96V218H95ZM111 219H113V218H111ZM119 219H121V218H119ZM132 219H133V218H132ZM132 219H131V220H132ZM135 219H136V218H135ZM145 219H147V218L145 217ZM165 219H166V215H165ZM171 219H170V220H171ZM176 219H179V218H176ZM13 220H14V219H13ZM19 220H20V219H19ZM39 220H41V219H39ZM59 220H60V219H59ZM89 220H90V219H89ZM93 220H94V219H93ZM98 220H99V219H98ZM98 220H95V221H98ZM104 220H107V219H104ZM108 220H109V219H108ZM113 220L115 221L116 219H113ZM179 220H180V219H179ZM9 221H10V220H9ZM24 221H26V220H23V222H24ZM41 221H42V220H41ZM45 221H46V219H45ZM47 221H48V220H47ZM56 221H57V220H56ZM95 221H94V222H95ZM102 221H103V220H102ZM121 221H122V220H121ZM133 221H134V220H133ZM133 221H132V222H133ZM137 221H138V220H137ZM142 221H143V220H142ZM194 221H195V220H194ZM18 222H19V221H18ZM26 222H27V221H26ZM42 222H43V221H42ZM65 222H66V220H65ZM94 222H92V223H94ZM100 222H101V221H100ZM107 222H108V221H107ZM107 222H106V223H107ZM165 222H166V220H165ZM172 222H174V221H172ZM178 222H179V221H178ZM178 222H177V223H178ZM180 222H181V221H180ZM180 222H179V223H180ZM187 222H188V221H187ZM14 223H15V221H14ZM16 223H17V222H16ZM43 223H45V222H43ZM51 223H52V222H51ZM51 223H50V224H51ZM57 223H58V222H57ZM68 223H70V222H68ZM122 223H123V222H122ZM134 223H136V222H134ZM134 223H132V224L134 225ZM188 223H189V222H188ZM9 224H10V222H9ZM11 224H12V223H11ZM21 224H22V221H21ZM24 224H25V223H24ZM40 224H41V223H40ZM46 224H47V222H46ZM46 224H45V225H46ZM50 224L48 223V225H50ZM59 224H61V223L59 222ZM71 224H72V223H71ZM98 224H99V223H98ZM103 224H105V222H104ZM109 224H110V223H109ZM111 224H112V223H111ZM125 224H126V225H129V224H130V226H131V222H130L129 224H128V222L125 223ZM125 224H122V225H125ZM171 224H172V223H171ZM182 224H183V223H182ZM195 224H196V223H195ZM195 224H194V225H195ZM5 225L7 226V223H6ZM22 225H23V224H22ZM26 225H27V224H26ZM26 225H25V226H26ZM45 225H44V226H45ZM66 225H67V224H66ZM99 225H100V224H99ZM163 225H164V223H163ZM173 225H174V224H173ZM178 225H179V224H178ZM178 225H177V227H179ZM199 225H200V224H199ZM12 226H14V228H15V225H12ZM55 226H56V225H55ZM64 226H65V225H64ZM91 226H92V225H91ZM164 226H165V225H164ZM175 226H176V224H175ZM197 226H198V224H197ZM16 227H17V226H16ZM27 227H28V226H27ZM85 227H86V226H85ZM87 227H88V226H87ZM87 227H86V228H87ZM105 227H106V226H105ZM133 227H134V226H133ZM135 227H136V226H135ZM158 227H159V226H158ZM161 227H162V224H161ZM161 227H160V228H161ZM168 227H169V226L167 225V228H168ZM172 227H173V226H172ZM172 227H171V229H172ZM185 227H186V226H185ZM195 227H196V226H195ZM6 228H9V226L6 227ZM10 228H11V227H10ZM12 228H13V227H12ZM14 228H13V229H14ZM20 228H21V226H20ZM64 228H65V227H64ZM71 228H72V226H71ZM125 228H126V227H125ZM156 228H157V227H156ZM164 228H165V227H164ZM167 228H165V230H166ZM169 228H170V227H169ZM186 228H187V227H186ZM13 229H12V230H13ZM22 229H23V228H22ZM43 229H44V228H43ZM49 229H52V228H49ZM61 229H62V228H61ZM65 229H66V228H65ZM65 229H64V230H65ZM90 229H91V227H90ZM98 229H99V228H98ZM100 229H102V228H100ZM184 229H185V228H184ZM0 230H2V229L0 228ZM4 230H7V229H4ZM18 230H19V229H18ZM25 230H26V228H25ZM67 230H68V229H67ZM72 230H73V229H72ZM77 230H78V228H77ZM86 230H87V229H86ZM93 230H95V229L93 228ZM103 230H104V229H103ZM107 230H108V229H107ZM129 230H130V229H129ZM160 230H161V229H160ZM162 230H163V229H162ZM162 230H161V231H162ZM178 230H179V229H178ZM181 230H182V229H181ZM181 230H180V231H181ZM190 230H191V229H190ZM2 231H3V230H2ZM13 231H14V230H13ZM39 231H40V229H39ZM41 231H43V230H41ZM46 231H47V230H46ZM51 231H52V230H51ZM120 231H121V230H120ZM142 231H143V230H142ZM191 231H192V230H191ZM11 232H12V231H11ZM18 232H19V231H18ZM18 232H17V234H18ZM49 232H50V231H49ZM49 232H48V233H49ZM62 232H63V231H62ZM83 232H84V231H83ZM83 232H82V233H83ZM102 232H105V231H102ZM107 232H109V230L106 231V233H107ZM134 232H135V231H134ZM134 232H132V233H134ZM136 232H137V231H136ZM147 232H148V231H147ZM149 232H150V231H149ZM151 232H152V231H151ZM163 232H164V231H163ZM169 232H170V231H169ZM176 232H177V231H176ZM0 233H1V232H0ZM9 233H10V232H9ZM27 233H28V232H27ZM29 233H30V232H29ZM32 233H33V232H32ZM50 233H51V232H50ZM64 233H65V232H64ZM67 233H69V232H67ZM86 233H88V232H86ZM86 233H85V234H86ZM96 233H98V231H97ZM100 233H101V232H100ZM187 233L189 234V232H187ZM13 234H14V233H13ZM30 234H31V233H30ZM38 234H39V233H38ZM56 234H57V233H56ZM137 234H138V233H137ZM139 234H140V233H139ZM139 234H138V235H139ZM154 234H155V233H154ZM173 234H174V233H173ZM173 234H172V235H173ZM176 234H177V233H176ZM182 234H184V233H182ZM18 235H19V234H18ZM22 235H23V234H22ZM91 235H92V234H91ZM98 235H99V233H98ZM105 235H106V234H105ZM107 235H109V234H107ZM113 235L115 236V234H113ZM117 235H118V234H117ZM130 235H131V234H130ZM144 235H145V234H144ZM150 235H151V234H150ZM152 235H153V234H152ZM156 235H157V234H156ZM8 236H9V235H8ZM24 236H25V234H24ZM27 236H28V235H27ZM32 236H33V235H32ZM73 236H74V235H73ZM73 236H72V237H73ZM101 236H102V234H101ZM111 236H112V234H111ZM111 236H109V237H111ZM120 236H121V235H120ZM122 236H123V235H122ZM135 236H136V235H135ZM148 236H149V235H148ZM154 236H155V235H154ZM159 236H160V235H159ZM163 236H164V235H163ZM1 237H2V236H1ZM1 237H0V239H1ZM5 237H6V236H5ZM11 237H13V236H11ZM14 237H15V236H14ZM18 237L21 238V236H18ZM66 237H68V236H66ZM78 237H79V235H78ZM78 237H77V238H78ZM83 237H84V236H83ZM102 237H103V236H102ZM107 237H108V236H107ZM127 237H128V236H127ZM142 237H143V236H142ZM145 237H146V236H145ZM145 237L143 238V240H145ZM149 237H150V236H149ZM155 237H156V236H155ZM172 237H173V236H172ZM176 237H177V236H176ZM179 237H180V236H179ZM19 238H18V239H19ZM22 238H23V236H22ZM25 238H27V237H25ZM54 238H55V237H54ZM77 238H76V239H77ZM92 238H93V237H92ZM111 238H112V237H111ZM115 238H116V237H115ZM132 238H133V237H132ZM132 238H131V239H132ZM138 238H139V236H138L137 238H135V239L138 240ZM156 238H157V237H156ZM156 238H155V239H156ZM3 239H5V238L3 237ZM11 239H12V238H10V240H11ZM60 239H61V238H60ZM62 239H63V238H62ZM68 239H69V238H68ZM68 239H67V240H68ZM87 239H88V238H87ZM107 239H108V238H107ZM109 239H110V238H109ZM133 239H134V238H133ZM146 239H147V238H146ZM149 239H150V238H148V242L150 243V241H152V240L149 241ZM152 239H153V238H152ZM174 239H176V238L174 237ZM181 239H182V237H181ZM5 240H7V237H6ZM8 240H9V239H8ZM23 240H24V239H23ZM30 240H31V239H30ZM36 240H37V239H36ZM43 240H44V239H43ZM70 240H71V239H70ZM89 240H90V239H89ZM103 240H104V239H103ZM111 240H112V239H111ZM114 240H115V239H114ZM153 240H154V239H153ZM172 240H173V239H172ZM172 240H171V241H172ZM3 241H4V240H3ZM19 241H20V239H19L17 242H19ZM24 241H26V239H25ZM38 241H40V240H38ZM53 241H54V240H53ZM120 241H121V239H120ZM130 241H131V240H130ZM134 241H135V240H134ZM139 241H140V240H139ZM139 241H138V242H139ZM157 241H159V240H157ZM179 241H180V239H179ZM0 242H1V241H0ZM4 242H5V241H4ZM9 242H10V241H9ZM11 242H12V241H11ZM50 242H51V241H50ZM60 242H61V241H60ZM74 242H75V240H74ZM77 242H78V241H77ZM106 242H108V240H106ZM112 242H113V241H112ZM125 242H126V241H125ZM131 242H132V241H131ZM136 242H137V241H136ZM138 242H137V244H138ZM141 242H144V241H141ZM145 242H146V241H145ZM168 242H169V241H168ZM168 242H167V243H168ZM172 242H173V241H172ZM174 242H176V241L174 240ZM2 243H3V242H2ZM2 243H1V244H2ZM6 243L8 244V242H6ZM25 243H27V242H25ZM42 243H43V242H42ZM79 243H80V242H79ZM86 243H87V242H86ZM96 243H97V245L99 244L98 242H96ZM96 243L94 242L95 245H96ZM103 243H104V242H103ZM117 243H118V241H117ZM139 243H140V242H139ZM7 244H6V248H8V247L11 245V244L9 243L10 245L7 247ZM13 244H14V243H13ZM16 244H17V243H16ZM20 244H21V243H20ZM20 244L18 243V246H19ZM22 244H23V243H22ZM83 244H84V243H83ZM88 244H89V242H88ZM88 244H87V245H88ZM101 244H102V243H101ZM111 244H112V243H111ZM124 244H125V243H124ZM129 244H130V243H129ZM131 244H132V243H131ZM146 244H147V243H146ZM151 244H153V243H151ZM155 244H156V243H155ZM182 244H183V243H182ZM4 245H5V244H4ZM4 245H2V246H0V247L2 248ZM25 245H26V244H25ZM43 245H44V244H43ZM43 245H42V246H43ZM61 245H62V244H61ZM87 245L85 244V247H86ZM89 245H90V244H89ZM91 245H92V244H91ZM97 245H96V246H97ZM102 245H103V244H102ZM114 245H115V242H114ZM127 245H128V244H127ZM135 245H136V243H135ZM138 245H139V244H138ZM138 245H137V246H138ZM148 245H149V244H148ZM148 245H146V246L148 247ZM159 245H160V244H159ZM169 245H170V244H169ZM178 245H179V244H178ZM20 246H22V245H20ZM20 246H19V248H20ZM38 246H39V244H38ZM45 246H46V245H45ZM69 246H71V245H69ZM105 246H107V245H105ZM109 246H110V245H109ZM123 246H124V245H123ZM125 246H126V245H125ZM132 246L134 247V245H131V247H132ZM143 246H145V245H143ZM146 246H145V247H146ZM164 246H165V245H164ZM167 246H168V245H167ZM181 246H182V245H181ZM11 247H12V246H11ZM11 247H9L10 250H11ZM13 247H16V245L14 244ZM52 247H54V246H52ZM57 247H58V246H57ZM83 247H84V246H83ZM102 247H104V246H102ZM117 247H118V246H117ZM128 247H129V246H128ZM139 247L143 248L142 246H139ZM147 247L145 248L146 250H147ZM149 247H150V246H149ZM156 247H157V246H156ZM156 247H155V248H156ZM175 247H176V246H175ZM4 248H5V247H4ZM17 248H18V247H17ZM17 248H15V249H17ZM22 248H23V247H22ZM28 248H29V247H28ZM38 248H39V247H38ZM98 248H99V245H98L97 249H98ZM100 248H101V247H100ZM114 248H115V247H114ZM118 248H119V247H118ZM135 248H138V247L135 246L134 249H135ZM162 248H163V246H162ZM169 248H170V247H169ZM178 248H179V247H177V249H178ZM49 249H50V248H49ZM74 249H75V248H74ZM74 249H73V250H74ZM76 249H77V248H76ZM76 249H75V250H76ZM82 249H83V248H82ZM84 249H85V248H84ZM86 249H87V247H86ZM91 249H93V247H91ZM91 249L89 250L90 252H91ZM121 249H122V248H121ZM127 249H128V248H127ZM166 249H167V248H166ZM172 249H173V245H172ZM7 250H8V249H6V251H7ZM12 250H13V249H12ZM23 250H24V249H23ZM28 250H29V249H28ZM28 250H27V252H28ZM39 250H40V249H39ZM57 250H58V249H57ZM59 250H60V249H59ZM62 250H63V249H62ZM64 250H65V249H64ZM64 250H63V251H64ZM70 250H72V249H70ZM73 250H72V251H73ZM80 250H81V249H79V251H80ZM98 250H99V249H98ZM100 250H101V249H100ZM105 250H106V247H105ZM115 250H116V248H115ZM143 250H144V249H142V250H140V251H143ZM148 250H149V249H148ZM164 250H165V249H164ZM175 250H176V249H175ZM8 251H9V250H8ZM8 251H7V252H8ZM24 251H25V250H24ZM42 251H43V250H42ZM46 251H47V250H46ZM76 251H78V250H76ZM81 251L83 252V250H81ZM113 251H114V249H113ZM133 251L135 252V250H133ZM133 251L130 250L129 252L132 253ZM138 251H139V249H137L136 252H138ZM144 251H145V250H144ZM144 251H143V252H144ZM149 251H150V250H149ZM173 251H174V250H173ZM179 251H181V250L179 249ZM182 251H183V250H182ZM0 252H1V251H0ZM13 252H14V250H13ZM20 252H21V250H20ZM52 252H53V251H52ZM69 252H70V251H69ZM86 252H87V251H86ZM118 252H119V250H118ZM118 252L116 251V254H117ZM160 252H161V250H160ZM165 252H166V251H165ZM170 252H171V251H170ZM176 252H177V250H176ZM184 252H185V250H184ZM37 253H38V252H37ZM50 253H51V252H50ZM70 253H71V252H70ZM72 253L75 254L76 252H72ZM72 253H71V254H72ZM80 253H81V252H80ZM80 253H79V255H80ZM88 253H89V252H88ZM88 253H86V254H88ZM94 253H96V252L94 251ZM94 253H93V254H94ZM106 253H107V252H106ZM112 253H114V252H111V254H112ZM121 253H122V252H121ZM131 253H130V254H131ZM141 253H142V252H141ZM146 253H147V252H146ZM156 253H158V252L155 251V254H156ZM161 253H162V252H161ZM161 253H160V254H161ZM167 253H168V252H167ZM180 253H181V252H180ZM180 253H179V254H180ZM26 254H27V253H26ZM48 254H49V253H48ZM52 254H53V253H52ZM66 254H67V253H66ZM68 254H69V253H68ZM74 254H73V255H74ZM76 254H77V253H76ZM93 254H92V255H93ZM101 254H102V253H101ZM132 254H133V253H132ZM138 254H140V252H139ZM155 254H153V256H154ZM181 254H182V253H181ZM181 254H180V255H181ZM3 255H4V254H3ZM12 255H13V254H12ZM79 255H78V256H79ZM81 255H83V254H81ZM81 255H80V257H81ZM90 255H91V254H90ZM122 255H123V253H122ZM122 255H121V256H122ZM143 255H144V254H143ZM151 255H152V254H151ZM151 255H149V257H151ZM166 255H167V254H166ZM169 255L172 256V254H169ZM174 255H175V257H176V254H174ZM174 255H173V256H174ZM177 255H178V254H177ZM4 256H5V255H4ZM27 256H29V255H27ZM27 256H26V259H27ZM36 256H38V255H36ZM53 256H54V255H53ZM70 256H71V255H70ZM74 256H75V257H78V256H76V255H74ZM87 256H89V254H88ZM87 256H86V257H87ZM93 256H94V255H93ZM95 256H96V255H95ZM108 256H109V255H108ZM115 256H117V255H114V257H115ZM125 256H126V254H125ZM135 256H137V254H136ZM160 256H161V255H160ZM162 256L164 257L165 255H162ZM162 256H161V257H162ZM173 256H172V257H173ZM1 257H2V255H1ZM10 257H11V256H10ZM67 257H68V256H67ZM109 257H110V256H109ZM130 257H131V256H130ZM130 257H129V259H130ZM139 257H140V255H139ZM143 257H145V256H143ZM149 257H146V258L149 259ZM154 257H155V256H154ZM158 257H159V256H158ZM168 257L170 258V256H168ZM175 257H174V258H175ZM180 257H181V256H180ZM3 258H4V257H3ZM15 258H16V257H15ZM46 258H47V257H46ZM71 258H72V257H70L69 259H71ZM104 258H106V257H104ZM104 258H103V259H104ZM122 258H123V257H122ZM122 258H121V260H122ZM125 258H126V257H125ZM127 258H128V257H127ZM146 258H145V259H146ZM164 258L166 259V256H165ZM164 258H162V259H164ZM19 259H20V258H19ZM73 259H74V258H73ZM73 259H72V260H73ZM75 259H76V258H75ZM108 259H109V258H108ZM118 259H119V257H118ZM132 259H133V256H132ZM145 259H144V260H145ZM156 259H157V257H156ZM156 259H155V260H156ZM162 259H160V260L162 261ZM170 259H171V258H170ZM12 260H13V259H12ZM27 260H28V259H27ZM44 260H45V259H44ZM49 260H50V259H49ZM60 260H61V259H60ZM60 260L58 261V264H59ZM64 260H65V259H64ZM116 260H117V259H116ZM134 260L137 261V259H134ZM144 260H143V261H144ZM149 260H150V259H149ZM149 260H148V261H149ZM152 260L155 261L154 259H152ZM0 261H1V260H0ZM68 261H69V260H68ZM70 261H71V260H70ZM73 261H76V260H73ZM73 261H71V262H73ZM80 261H81V260H80ZM65 262H67V260H66ZM71 262H70V263H71ZM99 262H101V261L99 260ZM102 262H103V261H102ZM102 262H101V263H102ZM106 262H107V261H106ZM120 262H121V261H120ZM132 262H133V261H132ZM159 262H160V261H159ZM162 262H163V261H162ZM27 263H28V262H27ZM56 263H57V262H56ZM56 263H55V264H56ZM62 263H63V260H62ZM67 263H68V262H67ZM75 263H77V262H75ZM81 263L83 264V262H81ZM85 263H86V262H85ZM116 263H117V262H116ZM118 263H119V262H118ZM138 263H139V262H138ZM147 263H148V262H147ZM149 263H150V262H149ZM154 263H155V262H154ZM32 264H33V262H32ZM88 264H89V263H88ZM122 264H123V263H122ZM140 264H141V262H140ZM143 264H144V263H143ZM151 264H152V261H151ZM156 264H157V263H156ZM158 264H159V263H158Z\"/></svg>", "mask_w": 264, "mask_h": 264}]
</instances>
